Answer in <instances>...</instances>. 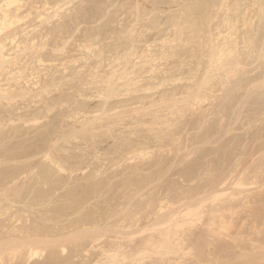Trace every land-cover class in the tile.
Listing matches in <instances>:
<instances>
[{"label": "rangeland", "instance_id": "rangeland-1", "mask_svg": "<svg viewBox=\"0 0 264 264\" xmlns=\"http://www.w3.org/2000/svg\"><path fill=\"white\" fill-rule=\"evenodd\" d=\"M4 1L0 0V2H1L0 5L2 4V9L4 8L3 5L6 7L3 10L11 8L12 10L14 9L13 11H17V9H18L20 11V13H19V11H17V13H19V15H21L22 19L20 17L15 16L16 18L14 19V21L19 20L18 22L15 21L17 24L13 21H12L13 23H8V22H10L9 20L7 22L5 20L3 21V19H2V21H3V23H2L0 20V32L2 30V32L0 34V38H1L0 40L3 41V42L0 41V43L2 42L0 44V48H1V46H3V47L5 46L4 48L3 47L1 48L0 54H4L3 58H6V59L8 58L7 61L9 62V63L6 62L7 64L3 63L4 65H2V66L6 65L5 68L6 69L8 67L9 68L7 70L5 69L4 74L3 73L1 74V70L3 72L4 68L1 66L3 58L0 56L1 57L0 60L2 59L1 63H0V68H2L0 70V74H1L0 75V83L2 84V86L0 84V87H1L0 90L4 91L3 88H5L6 86H7L6 87V90H7L8 86H9V89H8L10 91L9 95H11V92L14 93L11 95L12 96L11 97V96H7L8 93H7V95H5L6 90L4 91L5 94L3 93V91H2V93L0 92L1 96H2V97H0V113H1L0 117H3V118H0V158H1L0 159V173H1L0 174V181H1L0 182V192H3V194L0 193V207H1L0 208V211H1V213H0V219H1L0 220V225H1L0 226V264H87V263L88 264H96L97 260L99 261V259H100V261H99L100 264H101V262H103V259L105 260V262L102 264H107L108 262L110 263V261L107 262L108 259L106 260V258H108V256H106V258L103 257L102 252L106 248H108V249H106L105 251H108L111 248L113 250V247H115V248L118 247L117 249H114V250L121 249L118 251L119 253L122 252L121 254H123V255H124L123 251L125 253H131V256L133 258H135L133 256L134 253L131 252V248H133V247H136V249L140 248L142 245H144V242H143L144 238L149 237V234L152 235L154 232L157 234L158 231H160L161 229H165V228H167V226L171 225L172 223H177V222L180 225V227L178 228V230H179L178 236L182 235L185 237L183 240H185L186 242L188 241V243H186L184 241V244H187V245H185V248H186L185 251L190 250L189 246H190V244H192L190 247L192 249L194 247V249L193 250L191 249L190 251H193L192 252L193 254H194V252L195 253L199 252V254L197 253L198 255H196V254L193 255V254H191V252L189 253L187 251L189 254H187L186 256L183 253V255L186 258L182 257L179 259L178 256L183 252V250L178 252V253H169L167 255V259H169V262H170L169 264H171L170 260H173V262L175 261L173 259L174 257L178 258L177 259L178 261H176V262H178V264H179V260H182L181 261L182 264H184V263L196 264L197 261L200 264H212L211 263V261H212L211 257L213 258L214 264H264V259H262L263 253H264V247H262V244L264 246V242H263L264 241V104H263L264 103V100H263L264 99V82H263V80H264V49H263L264 48V42H263L264 36L262 35L263 33L260 34V32H259L260 31V29H259L260 24H261V27L264 28V25H263L264 24V15H262V14H264V11H263L264 8L261 9L263 7L262 5H264L263 4L264 0H237V1L236 0H217V1L216 0H202V3L204 4V6H203L204 13H203V10H201L202 7H200V5H203V4L199 3V4H197L198 6H196V4H195V2H198L201 0H155V1L154 0H99V1L98 0H62L61 1L60 0V3H59V0H43L44 2L42 0H24V1L21 0L22 2L20 0H18V2H16L17 0H11V2H10V0H7V1L4 0ZM8 1H9V3H8ZM238 1H240V3ZM45 2H47V4L50 2L51 4L49 3V5H51V6L46 5ZM69 2H70V4H69ZM188 2L190 4H188ZM236 2H238V3H236ZM259 2L262 5H260ZM24 3H26V4H24ZM35 3L39 4V5H36ZM56 3H59V4L57 5ZM205 3H206V5H205ZM234 3H236V4H234ZM55 4L57 6H55ZM154 4L157 5L156 7H158V8H156L154 6ZM182 4H184V5H182ZM194 4H195V6H194ZM249 4H250V6H249ZM251 4H253V5H251ZM42 5H46L47 7L43 6V7H45V8H43ZM61 5H63L62 7L64 9H61L62 8ZM64 5L67 7H65ZM180 5H182V6H180ZM188 5L189 6L191 5V6L189 7ZM230 5H231V7H230ZM19 6H20V9L17 8ZM52 6L54 8H52ZM205 6H207V8ZM196 7L197 8L200 7L198 9H199V11L201 10L200 11L201 14L199 12H197L198 9H196ZM247 7L249 10L246 9ZM259 7H261V8H259ZM38 8L40 11L39 10L37 11ZM41 8H43V10L46 12H44ZM56 8H59V9H57L55 11ZM242 8H243V10H242ZM256 8L260 9L259 11L256 10L257 13L255 11ZM26 9L30 10V11H27ZM184 9H186L187 11ZM193 9H196V10L194 11ZM191 10H192V12H191ZM184 11H186L187 13ZM193 11H194V13L196 12L195 14L199 15V16L197 17L193 13ZM228 11H229V13H228ZM254 11H255V14L253 13ZM21 12L26 13V15L24 13L22 14ZM57 12H59V13H57ZM179 12H181V13H179ZM244 12H245V14H244ZM35 13L38 15H36ZM182 13H184V14H182ZM210 13H211V15H210ZM51 14H53V15L51 16ZM54 14L55 15L60 14V15L55 16ZM178 14H179V16H178ZM187 14H188V16H186ZM243 14H244V16H242ZM250 14H252V15L250 16ZM41 15H43V16L41 17ZM189 15L190 16L192 15V17H190ZM237 15L239 17H237ZM159 16H161V18ZM245 16H247V17H245ZM25 17H27V18H25ZM46 17H47V19H45ZM171 17H172V19H171ZM181 17H183L184 19H181ZM232 17H234V18H232ZM50 18H52V19L50 20ZM71 18H72V20H71ZM198 18H200V19H198ZM228 18L233 19L234 22H232V19H231V23L233 25L235 24V22L237 20L238 21L236 22V24L233 27L232 26L230 27V25H232V24L229 25V21L227 23L226 20ZM246 18L249 19L250 21L249 20L246 21L247 20ZM178 19H181L183 21L178 20ZM193 19H194V22L192 21ZM244 19H245V21H243ZM260 19H262V20H260ZM20 20H21V22H20ZM165 20H166V22H165ZM171 20L173 23L170 22ZM173 20L178 21V22H174ZM140 21H141V23H140ZM147 21L149 24L147 23ZM186 21H188V23ZM195 21H196V24H195ZM207 21L209 24L207 23ZM55 22H57V23H55ZM152 22H154V23H152ZM167 22H170V24ZM180 22L184 23L185 25L180 23ZM250 22L252 24H250ZM166 23L168 26H166ZM200 23H201V26H200ZM218 23H219V25H218ZM224 23H225V25H224ZM180 24H181V26H180ZM133 25H135V26H133ZM171 25H172V27H170ZM174 25H177V27ZM197 25H198V27H197ZM206 25H207V28L205 29ZM256 25L257 26L259 25V27L258 28L255 27ZM5 26L6 27L8 26V27L6 28ZM9 26L10 27L12 26L11 27L12 29ZM57 26H59V27H57ZM191 26H193V28ZM129 27H130V30H129ZM169 27H170V29H169ZM175 27H176V29H175ZM189 27H191V28L189 29ZM194 27H195V29H198L197 33H196V30L194 29ZM254 27L257 28L258 30L253 29ZM22 28L23 29L25 28L24 32L22 31ZM36 28H37V30H36ZM54 28H56L58 30H55ZM186 28H187V30H186ZM199 28H201V30L203 29L202 32ZM249 28L251 30H249ZM263 28H261V29H263ZM14 29H16V30H14ZM133 29H135V30H133ZM214 29H217V30H214ZM219 29H221V30H219ZM39 30H41V31H39ZM75 30H76V32H75ZM192 30H193V32H192ZM208 30H209L210 34H209ZM177 31H179V32H177ZM234 31H235V33H234ZM15 32H17V33H15ZM55 32L57 34H55ZM189 32L191 33L192 37H194V36L195 37L192 38L191 36H189L190 35ZM204 32H205V35H202ZM263 32H264V29H263ZM47 33H48V35H47ZM49 33H51V34L49 35ZM174 33H175V36H174ZM178 33L179 34L181 33L180 37H182L183 42H181V38L178 37L179 36ZM192 33L194 36L192 35ZM195 33L197 35H195ZM237 33H238V35L236 36L235 34H237ZM254 33L257 36H260L259 38L263 37L261 39L262 41L259 38H256L257 36L256 35L254 36ZM7 34L9 35L8 40L6 39V38H8ZM17 34L19 36H17ZM166 34H168V35L170 34V35L167 36ZM185 34H186V39L184 36ZM199 34H201V35H199ZM53 35H54V37H53ZM89 35H90V37H89ZM171 35H173V36H171ZM230 35L233 36L232 38H234V37L238 38L240 35L243 37H241V38L239 37L240 39H238V40H240V41H239V43H237L236 41H238V40H236V38L232 39ZM244 35H245L246 40H244L245 39ZM166 36H167V38H166ZM205 36H206V38H205ZM45 37L46 38L48 37V38L46 39ZM145 37H146V39H145ZM253 37H255L254 39H258L261 42V44H263V47L261 44H259L257 42L258 40L257 41L255 40L257 44L255 42L253 43L252 40H254V39H251ZM4 38H5V40H4ZM16 38H17V40H16ZM55 38H56V40H54ZM88 38H90V39L92 38V39L90 40ZM164 38L167 39V41ZM172 38L174 39L175 43L172 42L173 41ZM178 38H180V40ZM247 39H249V40H247ZM250 39H251V41H250ZM11 40H13V41H11ZM24 40H25V42H24ZM43 40H44V42H43ZM50 40H52L53 42ZM57 40H58V42H55ZM88 40L90 42H92V41L93 42L87 43ZM188 41L189 42L193 41V43H190V45H188L189 47L186 46L187 44H189ZM204 41H205L206 45H205ZM247 41H250V42H247ZM4 42L7 44H4ZM19 42H20V44L23 43V45L21 44L22 45L21 46L19 44ZM251 42L253 43L254 47L251 45L252 44ZM56 43H57V45H56ZM165 43H166V45H165ZM184 43H185V45H184ZM225 43H226V46H224ZM87 44H88V46L90 45L89 48H88ZM191 44H193L195 47ZM196 44H197V46H198V44L200 46H198V48H197ZM218 44H221L220 47H223V49L220 48ZM236 44H237V46H235ZM245 44L247 45V47L245 46ZM29 45L31 46V49L26 48ZM82 45H83V47H82ZM129 45H131V46H129ZM142 45H143V47H142ZM151 45H152V47H151ZM216 45H218V46H216ZM259 45H261V47ZM91 46H92V49H90ZM183 46H185V48L188 49V51H186ZM231 46L233 48L236 47L233 55L235 58L239 57V59H238L239 61H236V59H234L233 55H232V57H231V55H229L228 52H230V48H232ZM258 46L262 49H260ZM19 47L21 49H19ZM33 47H35V49L37 51ZM38 47L41 48L44 52L40 51V49H38ZM161 47L164 48L165 51L164 50L162 51ZM192 47H194V48H192ZM14 48H16V49H14ZM136 48L138 51L136 50ZM148 48H149L150 52L148 51ZM150 48H151V50H150ZM241 48H242V52H241ZM253 48H254V50H252ZM142 49L143 50L146 49V50H144V52H143ZM156 49L158 50V52ZM167 49H169V50L167 51ZM197 49H199V50L197 51ZM219 49H222L220 51H223L225 49L226 53H228V55H227L228 57L227 56L225 58L222 57L224 59V61H223V59L220 58V61L222 60V62H220V63H219V60H218L217 55H216V51L217 50L219 51ZM2 50H4L3 53H2ZM15 50H17L18 52ZM38 50L40 51L39 55H41V57L44 60L41 59V57H39L38 54L36 56L35 53H39ZM135 50L139 53H137ZM174 50H175V52H174ZM211 50H212V52H211ZM29 51L30 52L32 51L31 53H33V54H31ZM129 51H131V56H129L127 58V56L130 55V53L128 54ZM154 51H156V53ZM170 51H173L175 54L176 53L177 54L175 55L173 52L170 53ZM220 51L218 52L219 55L221 53ZM244 51H245V53H244ZM151 52H152V54H151ZM232 52L233 51L231 50V53ZM254 52L257 54V56ZM125 53H127V54H125ZM143 53L145 54V56H149V57H147V58L145 57L146 59L142 57L144 59L143 60L141 58ZM10 54H12V55H10ZM34 54H35V56H34ZM180 54H181V56H180ZM201 54H202V56H200ZM221 54H223V53H221ZM224 54H225V52H224ZM224 54L222 56H224ZM86 55H87V57H86ZM153 55L155 56V58H153L154 57ZM157 55H158V57H157ZM164 55H165V57H164ZM167 55H168V57H166ZM187 55H188V58H187ZM208 55L212 56L211 60H210L211 56L208 57ZM5 56H7V57H5ZM16 56H17V58H16ZM184 56H185V58H184ZM229 56H230V58L234 59L233 60L234 62L231 61L232 64L230 66L228 65L229 64L228 61L231 60L229 58ZM18 57H19V59H18ZM38 57L43 61L40 60V62L38 63V60H37ZM177 57H179L180 59L179 58L177 59ZM201 57H202V60H201ZM105 58H106V60H105ZM109 58H112V60ZM118 58H119V60H118ZM137 58H140V59H137ZM175 58H176V60H175ZM204 58H205V60L203 61ZM213 58H215V59L213 60ZM240 58H241V60H240ZM10 59L11 60L13 59L12 62H14L15 59H16L15 60L16 62H18L17 60H19V62H18V64L15 62V64H17V65H15L12 62L10 63V61H11ZM154 59H156V60L158 59V61H156V60H155V62L152 61ZM160 59L164 60V61L161 62ZM165 59L167 60V62ZM168 59H169V61H168ZM74 60H75V62H74ZM103 60H105L104 61L105 63L103 62ZM108 60H110V61H108ZM117 60L120 61L121 63L120 62L118 63ZM139 60L142 61V63ZM26 61H27V63H25ZM146 61L149 63L146 64ZM240 61H241V63H240ZM41 62H42V64H41ZM126 62H128V63L126 64ZM143 62L145 64H143ZM201 62H202V64L203 63H205V64L202 65V67L200 68ZM223 62L227 63L226 66H224L225 64ZM238 62H239V65H238L239 67L237 66ZM32 63H33V65H30ZM109 63H110V65H106ZM137 63H138V65H136ZM234 63H236V65ZM13 64H14V66H13ZM25 64H28V65H25ZM34 64L35 65L37 64L36 66L38 67V69H36V70H38V71L40 70L39 72L37 71L38 74L36 72L33 74V71L35 70V68H33ZM62 64H64V65L62 66ZM159 64L160 65L162 64V65L160 66ZM233 64L236 66V68L234 67ZM29 65L34 70L31 69L29 67ZM134 65H135V67H134ZM140 65H142V66H140ZM155 65H157V66H155ZM186 65H188V66H186ZM10 66H11V68H10ZM17 66H18V68H17ZM21 66L23 68L26 67L27 69H22ZM36 66H34V67H36ZM131 66H132V68H131ZM138 66H139V68H138ZM175 66H177V68ZM179 66H180V68H179ZM66 67H68V68L66 69ZM140 67H142V71H141ZM152 67H154L153 71L151 69ZM227 67H229V68H227ZM164 68H165V70H164ZM171 68H172V70H171ZM173 68L176 69V72H174ZM190 68L193 70V72H192V70H190ZM15 69H17V70H15ZM63 69H65V70H63ZM128 69H129V71H128ZM144 69H145V71H144ZM150 69L152 72L150 71ZM197 69L198 70L202 69V70H199L200 72H198ZM225 69H227V71H230V74H229V72H225L226 71ZM11 70L12 71L14 70V72H12ZM59 70L61 71L60 73H58ZM137 70L141 71L142 73L139 74L138 73L139 71H137ZM203 70H205V71L203 72ZM215 70H216V72H215ZM231 70H232V72H231ZM52 71H53V73H55V71H57V74L56 73L53 74ZM63 71H65L66 73ZM156 71L158 72L157 74L159 76L157 74H155ZM169 71L174 72L173 75H170L172 73H169ZM189 71L191 72V74H188ZM17 72L20 74L17 75ZM21 72H22V74L24 72V74L22 75ZM27 72H28V74H27ZM11 73L12 74L15 73L14 75L15 76L17 75V77H15L14 75L12 76ZM95 73L97 75H94ZM39 74H40V76H39ZM178 74L179 75L182 74V75L179 76ZM194 74H195V77H194ZM197 74H199V76ZM4 75H6V76H4ZM25 75H27V76H25ZM149 75H152V76L150 77ZM191 75H193V76H191ZM220 75H222V76H220ZM2 76H4V77H2ZM22 76L24 77L25 81H24V79L22 80V78H23ZM28 76H29V78H28ZM49 76H51V77H49ZM12 77L16 80H13ZM148 77H149V80L151 82H147ZM159 77H160V80H159ZM168 77H170V78H168ZM184 77H185V79H184ZM190 77H194L195 80H194V78H190ZM6 78L8 79L9 82L11 81L10 84ZM48 78H49V81L47 83ZM63 78H65L66 80ZM153 78H154V80H156V79L157 80L153 81ZM198 78H200V80H197ZM202 78H204V79H202ZM85 79H87L89 81H86ZM91 79L95 80V82L92 81ZM140 79H142V80H140ZM161 79H162V81H164V83L161 82ZM169 79L171 81H173V80L174 81L171 82ZM187 79L190 81H188ZM39 80L42 83H40ZM56 80L57 81L60 80V81L57 82ZM209 80H210V83H209ZM15 81H17V82H15ZM34 81H36V83H38L37 87H36V85L32 84V82L34 83ZM158 81H160V84H162V83L163 84L160 85ZM166 81H167V83H166ZM175 81H177V82H175ZM229 81H230V83H228ZM27 82H28V85H27ZM170 82H171V84H170ZM239 82H240V84H239ZM151 83H153V84L155 83V84L152 85ZM199 83H200V85H199ZM215 83H217V84H215ZM5 84H6V86H5ZM19 84H21V86ZM51 84H53V85L56 84V85H54V86L52 85L50 87L46 86V85H51ZM111 84L113 85L112 86L113 88L111 87ZM210 84H212V86H214V87H212ZM39 85L43 86L45 88H43V87L40 88V87H38ZM147 85L150 87H148ZM236 85H237V87H236ZM152 86L153 87L155 86V88H153ZM168 86H169V88H168ZM193 86L197 87L198 89L194 88ZM215 86H218V87H215ZM231 86H233V87H231ZM14 87L15 88L17 87L18 89L17 88L15 89ZM22 87H25V88H22ZM30 87H31V89H30ZM57 87H59V88L56 89ZM84 87L87 89H82ZM172 87H173V89H172ZM174 87H175V89H174ZM227 87H229L230 89ZM42 88L44 89L43 91H42ZM46 88H49L50 91L45 90ZM178 88L181 90H179ZM202 88H204V89H202ZM10 89H12V90H10ZM22 89H25V91L28 89L32 90V91H31V93H28V92H30V91H28V92H26L27 93L26 94L25 92L22 91ZM36 89H38V90H36ZM52 89L54 91H52ZM232 90H234V91H232ZM20 91H22V92H20ZM44 91H46V92H44ZM48 91L49 92L52 91L51 93H53V94L52 95H51V93L48 94L49 93ZM63 92L65 94H63ZM100 92H101V94L102 93L103 94L102 95L99 94ZM182 92H183V94H182ZM201 92H203V94ZM36 93H38V94L41 93V96H43L42 93H44V94L46 93L43 96V97L46 96V98L44 99L43 97L40 96V94H39L40 97L39 98L37 97L38 99L37 98L34 99L33 97H31V96H34V97L38 96V94L35 95ZM67 93H69V94H67ZM138 94H139V96H138ZM152 94H153V96H152ZM188 94H190V95H188ZM28 95H30V96H28ZM176 95L179 96L178 97L179 99L176 98L177 97ZM180 95H182V96H180ZM233 96H234V99L236 102L234 101ZM25 97L27 99H24ZM146 97H148V98L146 99ZM258 97H259V99H258ZM16 98H17V101H16ZM31 98H32V100H31ZM67 98H68V100H67ZM69 98L73 99V100H69ZM144 98H145V100H144ZM218 98H220V99H218ZM9 99H11V101ZM42 100H45L47 103L45 101H42ZM159 100H161V101L159 102ZM232 100L235 102L234 105H232L233 104ZM257 100L261 101V102L263 101V102L259 103ZM29 101H30V103H29ZM57 101H58V103H57ZM152 101H153V103H152ZM178 101L181 103H179ZM184 101H188V102H184ZM9 102H10V105L12 107L9 105ZM11 102H14V103L12 104ZM44 103H45V105H44ZM136 103H138V104H136ZM46 104H47V106H46ZM142 104H145V105H142ZM134 105H136V107ZM41 106H42V108H41ZM18 107H20L22 110V111L19 110L20 113L17 112ZM1 108H4V109H1ZM230 108H231V110H230ZM9 109H11V111ZM30 109H31V112L29 111ZM182 109H183V112H182ZM255 109L257 110V112ZM262 109H263V111H262ZM33 110H36V111H34L35 114H32ZM37 110L39 111V113L37 112ZM40 110L41 111L45 110L46 112L44 111L42 113ZM75 110L77 112L78 111L80 112V110H81V112L80 113L78 112V114H77V112ZM156 110H158L159 112H157ZM173 111L175 113H173ZM259 111H262V114ZM15 112H16V114L18 113L19 116L18 115L17 116L12 115ZM6 113H8V115ZM46 113H47V115H46ZM24 114H28V115L25 116ZM74 114H75V117H74ZM86 114H87V116H86ZM135 114H137L138 116ZM173 114L175 117L173 116ZM257 114H259V115H257ZM30 115H31V118H30ZM35 115H37V117ZM43 115H45V116H43ZM133 115L137 116V118ZM158 115L161 116L162 118L161 117L158 118L159 117ZM168 115L170 116L168 118L169 119L168 121L170 123L168 121H166L167 123H165L164 121L167 120V118L165 120H164V118L168 117ZM12 116L15 118L21 117L19 119V120H21V122H19L18 118L16 120L15 118H12ZM154 116L155 117L157 116L156 117L157 119ZM172 116L174 117V119L172 118ZM7 117H9L12 122H10L9 119H6ZM33 117L34 118L36 117L37 120H35V119L32 120ZM38 117H40L41 120ZM141 117H143V120ZM196 117H198L199 120ZM177 118H178V121H177ZM3 119H5V120H3ZM14 119L16 120V122H18V124L15 122ZM155 119L158 120L157 123H155L156 122ZM159 119L161 120L162 123L160 122ZM30 121H31V123H30ZM35 121H38V122H35ZM128 121H130V122H128ZM171 121H173V122H171ZM176 121L178 124L176 123ZM9 122H10V124H9ZM188 122L190 124H188ZM14 123H15V125H14ZM131 123L134 125H132ZM159 123H161V127H160ZM34 124L35 125L37 124V125L35 126ZM17 125L21 129L18 130L19 127ZM188 125H189V127H188ZM13 126H15V127H13ZM158 126H159V128H158ZM170 126H172V127H170ZM136 127H138V128H136ZM185 127H188V128H185ZM13 128H14V130H13ZM16 128H17V130H16L17 132L15 131ZM8 129L10 131H8ZM124 130H125V132H124ZM133 130L134 131L137 130L136 133ZM172 130L175 133H173ZM182 130H184L185 132ZM42 131L44 133H42ZM57 131H58V133H57ZM177 131H178V133H177ZM186 131H188V132H186ZM19 132L20 133L24 132V133L20 134ZM37 133L39 135H37ZM121 133L123 136L121 135ZM123 133H126V134H123ZM157 133L160 135L161 134H163V135H161V137H160V135H158ZM50 134H52V135H50ZM186 134H187V136H186ZM130 135H131V137H130ZM152 135H153V137H152ZM157 135L159 136L158 138L160 140L157 138ZM128 136H129L130 140H128L129 139ZM135 136H137L138 138H136ZM200 136H202V137H200ZM144 137L146 138V140H145L146 142L144 141V145H146V146H144L142 143L144 140L143 139ZM165 137H167V139ZM41 138H42V141L40 142ZM53 138H54V140H52ZM151 138H152V140H151ZM153 138H155V139H153ZM147 139H148V141H147ZM173 139L175 141H173ZM139 140H141L142 142H140ZM34 141H36L38 143H36ZM104 141H105V143H104ZM6 142H8V143H6ZM32 142H34V144ZM52 142H54V143H52ZM99 142H101V143H99ZM168 142H170V143H168ZM13 143H15V145ZM40 143H41V145H40ZM123 143L125 146L123 145ZM50 144H51V146H50ZM79 145H80V147H79ZM139 145H141V147ZM178 145H180V146H178ZM41 146L43 147V149ZM133 146H135V147H133ZM49 147H50V149H49ZM45 148L49 149L50 152H49V150H44ZM75 149H76V151H75ZM178 149H179V151H178ZM36 150H37V152H36ZM47 151L49 153H51L49 155H52V157H50V156L47 157L45 155L47 157V159H46L44 154H46V153L48 154ZM67 151H68V153H67ZM76 154H78V156ZM50 158L51 159L55 158V160L54 159L51 160ZM210 158H211V160H210ZM49 159L51 161H49ZM58 159L61 161V164H60V162H59V164L57 163L59 161ZM76 159H78V160H76ZM52 161L56 162L57 165L55 163H53ZM76 161L77 162L79 161V162L76 163ZM49 165L50 166L52 165L51 166L52 168L48 167ZM55 165L58 168H55ZM44 166H46V168ZM63 166L66 167V170H64L65 169V167H64V169H63L64 171H61L62 170L61 168H63ZM119 166H121V167H119ZM41 167L43 168V170ZM59 167H60V169H59ZM50 168H51V171H48V170H50ZM45 170L48 172H46ZM18 171H19L18 174H20L21 172L26 173V174L18 175L17 174ZM33 171H34V173H33ZM14 172H15V174H14ZM36 172H37V174H36ZM28 173H30V175ZM47 173H48V175H47ZM39 174L41 177L39 176ZM50 175L52 177H50ZM40 181H41V183H40ZM45 181H47V182H45ZM42 182H43V184H42ZM33 183H34V185H33ZM101 183H102V185H101ZM22 184H26V185H22ZM21 187H22V189H21ZM43 187H44V189H43ZM32 188H33V190H32ZM45 188H46V190H45ZM90 188H91V190L88 191ZM205 188H206V190H205ZM48 189H50L52 191H50ZM5 190H7V191H5ZM17 190H18V192H17ZM19 190H21V191L19 192ZM24 190L26 192H24ZM54 190H55V192H53ZM27 191H30V192H27ZM78 191H79V193H78ZM191 191H192V193H190ZM202 191H206V192H202ZM36 192H38V194ZM47 192H50V194L49 193L47 194ZM73 192L75 194H72ZM115 192H117V193H115ZM157 192H159V193H157ZM13 193H14V195H13ZM100 193L102 194L101 196H100ZM6 194H8L9 196ZM82 194H84L83 197H82ZM86 194H88V195H86ZM93 194H94V196H93ZM186 194H188V195H186ZM197 194H198V196H197ZM12 195H13V197H12ZM15 195H16V197H15ZM27 195H29V196H27ZM20 196H23V197H20ZM74 196H75V198H74ZM91 196H92V198H91ZM255 196H256V201L254 200ZM14 197L16 199H14ZM71 197H73V198H71ZM84 200H85V202H84ZM123 200H124V202H123ZM53 201L54 202L57 201V202L54 203ZM103 201H104V203H103ZM229 201H231L233 205L230 204L231 202L229 203ZM234 202L237 205L239 204V206L235 205ZM75 203H76V205H75ZM149 203H151V205ZM78 204H79V206H78ZM80 204H82V205H80ZM11 205H12V207H11ZM84 205H86V206H84ZM224 205H225V208H224ZM231 205L233 206V208H235L236 212H234L235 210L232 208ZM15 206H18V207H15ZM69 206H71V207H69ZM222 206L224 208V209L221 208V210H223L222 215H223V218L225 220V224H227V225L223 229L220 228V230H219L220 233H219V236L217 235L218 236L217 237L213 233H211L212 234L211 235L210 232L207 230H208V226H209L208 224L210 223L212 216H214V214H213L214 212L212 210L218 209ZM226 206H229L228 208L231 207L233 211L230 210L231 208L226 210ZM235 206H237L238 209ZM6 207L10 210V212ZM13 207H15V208H13ZM59 207H60V209H59ZM162 207H164V208H162ZM160 209L163 212H161ZM188 209H191L192 211L189 212ZM45 210H47V211H45ZM61 210H62V212H61ZM134 210H136V212ZM155 210H156V212H155ZM184 210H186V211L188 210V213H186V212H184V213L181 212L182 214L176 213L178 211H184ZM221 210H219V211H221ZM232 212H234V213H232ZM96 213H97V215H96ZM103 213H105V214H103ZM133 213H135V214H133ZM152 213H153V215H152ZM156 213H158V214H156ZM215 213L219 214L221 212H219V213L215 212ZM89 214L92 215V217ZM100 214H102V215H100ZM136 214H138L140 216H138ZM1 215H2V217H1ZM134 215L138 216V218H136V216L134 217ZM149 215H152V216H149ZM87 216H88L89 221L86 219ZM256 216L257 217L259 216L261 219L257 218ZM79 217L81 218V220ZM149 217H151V218L149 219ZM152 217H154V218H152ZM157 217H159V218H157ZM255 217H256V219H255ZM141 218H142V220H141ZM223 218L221 220H219V222L224 221ZM82 219H83V221H82ZM133 219H134L135 223H134V221H132ZM219 219H220V214H219ZM76 220H77V224L74 223V222H76ZM137 220L139 222L141 221L140 224ZM86 221L88 223L91 222L93 224H91V223L88 224ZM132 223H133V225H132ZM69 224L72 226H69ZM150 224L152 227L154 225L155 226L152 229H150ZM77 225H78V227H76ZM136 225H137V227H136ZM147 227H149V228L147 229ZM60 228L62 231L60 230ZM74 229H76V230L74 231ZM11 231H12V233H11ZM36 232L38 233V235ZM135 233H136V235H134ZM122 234H124V235H122ZM156 234H154V235H156ZM202 234H205V236ZM119 236L121 237V239ZM122 236H124V237L127 236V238L125 237L126 239H123L124 237H122ZM201 236H203V237H201ZM214 236L216 239L213 238ZM95 237H96V239L98 238L97 241L95 240ZM112 237H114V238L116 237V238L114 239ZM236 238H238V239H236ZM239 238H241V239H239ZM99 239H101V240H99ZM119 239H120V241H119ZM206 239H208V241ZM211 239H213V240L211 241ZM235 239H236L237 243H235L236 242ZM260 239H261V241H260ZM209 240L211 241V244H210ZM116 241H119V242H116ZM200 241H202V242H200ZM213 241H214L213 245L215 248L211 247ZM241 241H243V242H241ZM95 242H96V244H95ZM120 242H122L120 244V245H122L121 247H127V249H129V250H127L126 248L122 249L121 247H119L120 245L118 243H120ZM142 242H143V244H142ZM244 242H247L248 244L244 243ZM80 243H82V244H80ZM114 243L117 246H115ZM208 243L210 244V247H209ZM110 244H112L113 246L111 245L112 246L111 247ZM123 244L126 246H123ZM138 244L139 245L142 244V245L140 247H137ZM230 244H231V246H230ZM238 244L239 245L244 244L245 248H243L244 245H241L242 247H239ZM90 245H92V246H90ZM131 245H133V246L131 247ZM196 245H198L197 249H196ZM200 245H201V247H200ZM234 245H236V247H234ZM128 246H129V248H128ZM87 247H88V249H87ZM187 247L189 249H187ZM202 247H204V248H202ZM22 248H26V249L19 251ZM30 248H32L34 250H38L39 254L37 256H30V251L32 250ZM102 248H105V249H102ZM211 248H212V250H211ZM202 250H204V251H202ZM72 251H74V252H72ZM94 252H96V253H94ZM241 252H242V254H241ZM243 252H244V254H243ZM201 253H202V255H201ZM211 253H214V254H211ZM146 254H145L146 256H149V254H151L152 257H151V255L149 257L145 256L146 258L144 259L143 258L144 255H140V257H139V255L136 254L137 255L136 258L138 259V261L135 258L136 260L133 259V260H135L134 262L138 263V264H140L139 263L140 261L144 262V264H153V263L155 264L156 262L158 264H167L168 260L166 259V257L161 258V257H159L160 255L155 253L156 256L154 255V258H153L154 253L147 252ZM211 255H213L214 257ZM243 255H245V256H243ZM131 256L128 258H125L123 260V262L125 260L126 261L124 263L121 261V263L122 264H129V263L135 264L132 261ZM181 256H182V254L180 255V257ZM200 256H201V259H200ZM216 256H218V257H216ZM96 257L98 259H96ZM120 258L121 257L119 256L118 259L114 258L113 259L114 261L111 260L112 264L115 262V259H117L118 261H116V262H118V264H120V260H122V258L121 259ZM170 258H172V259H170ZM198 258L201 262L199 260H196ZM129 260H131V262ZM163 260H165V262ZM151 261H154V262L152 263ZM116 262L114 264H116ZM172 264H174V263H172Z\"/></svg>", "mask_w": 264, "mask_h": 264}, {"label": "bare ground", "instance_id": "bare-ground-1", "mask_svg": "<svg viewBox=\"0 0 264 264\" xmlns=\"http://www.w3.org/2000/svg\"><path fill=\"white\" fill-rule=\"evenodd\" d=\"M3 1H4V0H3ZM6 1H7V0H6ZM20 1H21V0H20ZM20 1H19V2H20ZM23 1H24V0H23ZM42 1H43V0H42ZM61 1H62V0H61ZM98 1H99V0H98ZM154 1H155V0H154ZM216 1H217V0H216ZM236 1H237V0H236ZM4 2H5V1H4ZM10 2H11V0H10ZM13 2H14V1H13ZM16 2H18V0H17ZM21 2H22V1H21ZM37 2H38V1H37ZM39 2H40V1H39ZM43 2H44V1H43ZM47 2H48V1H47ZM47 2H45V4H46V5H49L50 2H49L48 4H47ZM57 2H58V1H57ZM65 2H66V1H65ZM157 2H158V1H157ZM213 2H214V1H213ZM213 2H212V3H213ZM223 2H224V1H223ZM238 2L240 3V1H238ZM238 2H236V3H238ZM243 2H244V1H243ZM243 2H242V3H243ZM262 2H263V1H262ZM0 3H1V2H0ZM8 3H9V1H8ZM59 3H60V0H59ZM59 3H56V4L58 5ZM67 3H68V2H67ZM67 3H66V4H67ZM88 3H89V2H88ZM154 3H155V2H154ZM199 3H200V4H203V3H202V0H201V1H198V2H195L196 6H198L197 4H199ZM236 3H234V4H236ZM257 3H258V2H257ZM11 4H12V3H11ZM15 4H16V3H15ZM20 4H21V3H20ZM24 4H26V3H24ZM33 4H34V3H33ZM33 4H32V5H33ZM35 4H36V3H35ZM50 4H51V3H50ZM56 4H55V6H57ZM61 4H62V3H61ZM69 4H70V2H69ZM188 4H190V3L188 2ZM195 4H194V6H195ZM217 4H218V3H217ZM227 4H228V3H227ZM259 4H260V2H259ZM263 4H264V3H263ZM36 5H39V4H36ZM46 5H42V7H43V6L47 7ZM182 5H184V4H182ZM182 5H180V6H182ZM205 5H206V3H205ZM240 5H241V4H240ZM251 5H253V4H251ZM260 5H262V4H260ZM49 6H51V5H49ZM62 6H63V5H61V7H62ZM64 6H65V5H64ZM81 6H82V5H81ZM154 6L156 7L157 5L154 4ZM188 6H189V5H188ZM188 6H187V7H188ZM190 6H191V5H190ZM190 6H189V7H190ZM203 6H204V4H203V5H200V7H202V8H203ZM244 6H245V5H244ZM249 6H250V4H249ZM254 6H255V5H254ZM262 6H263V7H262ZM262 6H261L262 8H261V7H259V8L263 9V8H264V5H262ZM3 7L6 8L4 5H3ZM11 7H12V6H11ZM22 7H23V6H22ZM38 7H39V6H38ZM45 7H43V8H45ZM65 7H67V6H65ZM183 7H184V6H183ZM192 7H193V6H192ZM200 7H198V8H200ZM205 7L207 8V6H205ZM212 7H213V6H212ZM216 7H217V6H216ZM230 7H231V5H230ZM230 7H229V8H230ZM232 7H233V6H232ZM0 8H1V9H0V11H1V12H0V20H1L2 23H3L4 20L7 21V22H8V20H9L10 22H8V23H13V22H15V21H16V20L14 21V19L16 18L15 16L21 18V15H19L20 11H19L18 9H17V11H19V13H17V11H13L14 9L12 10L11 8H10V9H5V10H3L4 8L2 9V4L0 5ZM17 8L20 9V6L17 7ZM36 8H37V7H36ZM43 8H41V9L43 10ZM52 8H54V7L52 6ZM153 8H154V7H153ZM156 8H158V7H156ZM156 8H155V9H156ZM194 8H195V7H194ZM198 8L196 7V9H198ZM202 8H201V10H203V13H204V8H203V9H202ZM217 8H218V7H217ZM236 8H237V7H236ZM50 9H51V8H50ZM57 9H59V8H56L55 11H56ZM61 9H64V8L62 7ZM196 9H193V10L195 11ZM220 9H221V8H220ZM246 9H248V7H247ZM26 10H27V9H26ZM38 10H39V8L37 9V11H38ZM48 10H49V9H48ZM184 10H186V9H184ZM201 10H200V11H201ZM242 10H243V8H242ZM248 10H249V9H248ZM248 10H247V11H248ZM256 10L259 11L260 9L256 8L255 11H256ZM21 11H22V10H21ZM27 11H30V10H27ZM39 11H40V10H39ZM43 11H44V10H43ZM58 11H59V10H58ZM186 11H187V10H186ZM186 11H184V12H186ZM188 11H189V10H188ZM194 11H193V13H194ZM200 11H199V9H198L197 12H199V13L201 14ZM215 11H216V10H215ZM255 11L253 12L254 14H255ZM263 11H264V9H263ZM44 12H46V11H44ZM49 12H50V11H49ZM191 12H192V10H191ZM234 12H235V11H234ZM242 12H243V11H242ZM242 12H241V13H242ZM245 12H246V11H245ZM245 12H244V14H245ZM248 12H249V11H248ZM251 12H252V11H251ZM251 12H250V13H251ZM260 12H261V11H260ZM21 13H22V12H21ZM23 13H24V12H23ZM23 13H22V14H23ZM29 13H30V12H29ZM39 13H40V12H39ZM57 13H59V12H57ZM179 13H181V12H179ZM186 13H187V12H186ZM186 13H185V14H186ZM195 13H196V12H195ZM195 13H194V14H195ZM228 13H229V11H228ZM256 13H257V11H256ZM24 14L26 15V13H24ZM32 14H33V13H32ZM35 14H36V13H35ZM76 14H77V13H76ZM182 14H184V13H182ZM182 14H181V15H182ZM190 14H191V13H190ZM214 14H215V13H214ZM214 14H213V15H214ZM244 14H243L242 16H244ZM247 14H248V13H247ZM27 15H28V14H27ZM36 15H38V14H36ZM46 15H47V14H46ZM46 15H45V16H46ZM52 15H53V14H51V16H52ZM54 15H55V14H54ZM56 15L59 16L60 14H56ZM56 15H55V16H56ZM62 15H63V14H62ZM159 15H160V14H159ZM176 15H177V14H176ZM176 15H175V16H176ZM195 15H196V14H195ZM195 15H194V16H195ZM205 15H206V14H205ZM207 15H208V14H207ZM210 15H211V13H210ZM238 15H239V14H238ZM238 15H237V17H239ZM251 15H252V14H250V16H251ZM262 15H264V14H262ZM23 16H24V15H23ZM23 16H22V17H23ZM39 16H40V15H39ZM42 16H43V15H41V17H42ZM45 16H44V17H45ZM171 16H172V15H171ZM178 16H179V14H178ZM186 16H188V14H187ZM189 16H190V15H189ZM196 16L198 17L199 15H196ZM200 16H201V15H200ZM218 16H219V15H218ZM227 16H228V15H227ZM234 16H235V15H234ZM255 16H256V15H255ZM1 17H2V18H1ZM27 17H28V16H27ZM27 17H25V18H27ZM44 17H43V18H44ZM69 17H70V16H69ZM69 17H68V18H69ZM159 17L161 18V16H159ZM176 17H177V16H176ZM190 17H192V15H191ZM205 17H206V16H205ZM222 17H223V16H222ZM222 17H221V18H222ZM245 17H247V16H245ZM257 17H258V16H257ZM48 18H49V17H48ZM52 18H53V17H52ZM52 18H50V20H51ZM178 18H179V17H178ZM186 18H187V17H186ZM194 18H195V17H194ZM202 18H203V17H202ZM210 18H211V17H210ZM215 18H216V17H215ZM232 18H234V17H232ZM232 18H230V19L228 18V19L226 20L227 23H228V21H229V25L232 24V23H231V19H232ZM242 18H243V17H242ZM242 18H241V19H242ZM248 18H249V17H248ZM260 18H261V17H260ZM2 19H3V21H2ZM17 19H18V18H17ZM21 19H22V18H21ZM23 19H24V18H23ZM45 19H47V17H46ZM54 19H55V18H54ZM171 19H172V17H171ZM176 19H177V18H176ZM176 19H175V20H176ZM181 19H184V18L181 17ZM181 19H178V20H181ZM191 19H192V18H191ZM198 19H200V18H198ZM246 19H247V18H246ZM255 19H256V18H255ZM50 20H49V21H50ZM71 20H72V18H71ZM141 20H142V19H141ZM153 20H154V19H153ZM163 20H164V19H163ZM168 20H169V19H168ZM185 20H186V19H185ZM205 20H206V19H205ZM248 20H249V19H247L246 21H248ZM260 20H262V19H260ZM12 21H13V22H12ZM18 21H19V20H18ZM18 21H16V22H18ZM45 21H46V20H45ZM47 21H48V20H47ZM155 21H156V20H155ZM173 21H174V20H173ZM181 21H183V20H181ZM192 21L194 22V19H193ZM237 21H238V20H237ZM237 21H236V22H237ZM243 21H245V19H244ZM249 21H250V20H249ZM254 21H255V20H254ZM16 22H15V23H16ZM20 22H21V20H20ZM36 22H37V21H36ZM42 22H43V21H42ZM158 22H159V21H158ZM165 22H166V20H165ZM170 22H172V20H171ZM170 22H167V23L170 24ZM174 22H178V21H174ZM186 22L188 23V21H186ZM193 22H192V23H193ZM218 22H219V21H218ZM232 22H234L233 19H232ZM236 22H235V24H236ZM257 22H258V21H257ZM5 23H6V22H5ZM26 23H27V22H26ZM40 23H41V22H40ZM47 23H48V22H47ZM55 23H57V22H55ZM66 23H67V22H66ZM132 23H133V22H132ZM137 23H138V22H137ZM140 23H141V21H140ZM147 23H148V21H147ZM150 23H151V22H150ZM152 23H154V22H152ZM163 23H164V22H163ZM167 23H166V26H168ZM172 23H173V22H172ZM180 23H182V22H180ZM197 23H198V22H197ZM205 23H206V22H205ZM207 23H208V21H207ZM216 23H217V22H216ZM216 23H215V24H216ZM222 23H223V22H222ZM258 23H259V22H258ZM16 24H17V23H16ZM33 24H34V23H33ZM41 24H42V23H41ZM51 24H52V23H51ZM129 24H130V23H129ZM143 24H144V23H143ZM148 24H149V23H148ZM161 24H162V23H161ZM182 24H184V23H182ZM195 24H196V21H195ZM208 24H209V23H208ZM235 24H234V25H235ZM237 24H238V23H237ZM246 24H247V23H246ZM250 24H252V23L250 22ZM253 24H254V23H253ZM6 25H7V24H6ZM11 25H12V24H11ZM38 25H39V24H38ZM45 25H46V24H45ZM127 25H128V24H127ZM151 25H152V24H151ZM172 25H173V24H172ZM172 25H171L170 27H172ZM184 25H185V24H184ZM191 25H192V24H191ZM198 25H199V24H198ZM198 25H197V27H198ZM203 25H204V24H203ZM218 25H219V23H218ZM224 25H225V23H224ZM234 25L232 24V25H230V27H231V26L233 27ZM263 25H264V24H263ZM263 25H262V26H263ZM36 26H37V25H36ZM36 26H35V27H36ZM133 26H135V25H133ZM143 26H144V25H143ZM159 26H160V25H159ZM164 26H165V25H164ZM164 26H163V27H164ZM174 26L177 27V25H174ZM178 26H179V25H178ZM180 26H181V24H180ZM180 26H179V27H180ZM186 26H187V25H186ZM186 26H185V27H186ZM200 26H201V23H200ZM204 26H205V25H204ZM204 26H203V27H204ZM221 26H222V25H221ZM247 26H248V25H247ZM249 26H250V25H249ZM5 27H6V26H5ZM7 27H8V26H7ZM7 27H6V28H7ZM9 27H10V26H9ZM11 27H12V26H11ZM11 27H10V28H11ZM21 27H22V26H21ZM46 27H47V26H46ZM57 27H59V26H57ZM130 27H131V26H130ZM130 27H129V30H130ZM144 27H145V26H144ZM156 27H157V26H156ZM160 27H161V26H160ZM170 27H169V29H170ZM176 27H175V29H176ZM185 27H184V28H185ZM191 27L193 28V26H191ZM191 27H189V29H190ZM236 27H237V26H236ZM252 27H253V26H252ZM255 27L258 28L259 25H258V26L256 25ZM255 27H254L253 29L258 30V29L255 28ZM6 28H5V29H6ZM41 28H42V27H41ZM50 28H51V27H50ZM101 28H102V27H101ZM146 28H147V27H146ZM150 28H151V27H150ZM150 28H149V29H150ZM166 28H167V27H166ZM201 28H202V27H201ZM201 28H199V29L201 30ZM206 28H207V25H206L205 29H206ZM213 28H214V27H213ZM261 28H263V27H261V24H260V28H259L260 31H259V32H260V34L263 33L262 35L264 36V32H263V29H264V28H263V29H261ZM11 29H12V28H11ZM18 29H19V28H18ZM24 29H25V28H24ZM24 29L22 28V31H23V32H24ZM29 29H30V28H29ZM29 29H28V30H29ZM34 29H35V28H34ZM39 29H40V28H39ZM54 29H55V30H58V29H56V28H54ZM69 29H70V28H69ZM167 29H168V28H167ZM173 29H174V28H173ZM178 29H179V28H178ZM181 29H182V28H181ZM181 29H180V30H181ZM194 29H195V27H194ZM194 29H193V30H194ZM205 29H204V30H205ZM230 29H231V28H230ZM234 29H235V28H234ZM234 29H233V30H234ZM238 29H239V28H238ZM9 30H10V29H9ZM14 30H16V29H14ZM14 30H13V31H14ZM36 30H37V28H36ZM43 30H44V29H43ZM47 30H48V29H47ZM64 30H65V29H64ZM91 30H92V29H91ZM129 30H128V31H129ZM133 30H135V29H133ZM180 30H179V31H180ZM182 30H183V29H182ZM186 30H187V28H186ZM193 30H192V32H193ZM195 30H196V33H197V32H198V29H195ZM195 30H194V31H195ZM202 30H203V29H202ZM202 30H201V32H202ZM214 30H217V29H214ZM219 30H221V29H219ZM219 30H218V31H219ZM241 30H242V29H241ZM245 30H246V29H245ZM249 30H251V29L249 28ZM249 30H248V31H249ZM256 30H255V31H256ZM19 31H20V30H19ZM39 31H41V30H39ZM49 31H50V30H49ZM166 31H167V30H166ZM179 31H177V32H179ZM189 31H190V30H189ZM253 31H254V30H253ZM261 31H262V32H261ZM1 32H2V30H1ZM1 32H0V34H1ZM31 32H32V31H31ZM42 32H43V31H42ZM47 32H48V31H47ZM59 32H60V31H59ZM70 32H71V31H70ZM73 32H74V31H73ZM75 32H76V30H75ZM180 32H181V31H180ZM182 32H183V31H182ZM199 32H200V31H199ZM208 32H209V30H208ZM213 32H214V31H213ZM245 32H246V31H245ZM251 32H252V31H251ZM251 32H250V33H251ZM15 33H17V32H15ZM21 33H22V32H21ZM43 33H44V32H43ZM87 33H88V32H87ZM145 33H146V32H145ZM158 33H159V32H158ZM161 33H162V32H161ZM163 33H164V32H163ZM186 33H187V32H186ZM189 33H190V32H189ZM196 33H195V35H197ZM231 33H232V32H231ZM234 33H235V31H234ZM243 33H244V32H243ZM247 33H248V32H247ZM12 34H13V33H12ZM12 34H11V35H12ZM22 34H23V33H22ZM29 34H30V33H29ZM50 34H51V33H49V35H50ZM55 34H57V33L55 32ZM178 34H179V33H178ZM183 34H184V33H183ZM183 34H182V35H183ZM209 34H210V32H209ZM241 34H242V33H241ZM7 35H8V34H7ZM25 35H26V34H25ZM45 35H46V34H45ZM47 35H48V33H47ZM61 35H62V34H61ZM141 35H142V34H141ZM144 35H145V34H144ZM166 35L169 36L170 34H169V35L166 34ZM180 35H181V33L179 34L178 37H180ZM192 35H193V33H192ZM199 35H201V34H199ZM202 35H205V32H204ZM233 35H234V34H233ZM235 35L237 36L238 33L235 34ZM242 35H243V34H242ZM255 35H256V34L254 33V36H255ZM4 36H5V35H4ZM4 36H3V37H4ZM17 36H19V35L17 34ZM37 36H38V35H37ZM167 36H166V38H167ZM171 36H173V35H171ZM174 36H175V33H174ZM176 36H177V35H176ZM184 36H185V39H186V34H185ZM184 36H183V37H184ZM189 36H191V33H190ZM193 36H194V35H193ZM230 36H231V38L233 37L232 35H230ZM250 36H251V35H250ZM250 36H249V37H250ZM256 36H257V35H256ZM3 37H2V38H3ZM6 37H7V36H6ZM32 37H33V36H32ZM40 37H41V36H40ZM53 37H54V35H53ZM89 37H90V35H89ZM142 37H143V36H142ZM161 37H162V36H161ZM191 37H192V36H191ZM194 37H195V36H194ZM194 37H192V38H194ZM197 37H198V36H197ZM210 37H211V36H210ZM239 37L241 38V37H243V36L240 35ZM239 37H238V38L234 37V38H236V40H238V39H240ZM259 37H260V36H257L256 38H259ZM12 38H13V37H12ZM20 38H21V37H20ZM23 38H24V37H23ZM41 38H42V37H41ZM45 38H46V37H45ZM47 38H48V37H47ZM47 38H46V39H47ZM56 38H57V37H56ZM56 38H55L54 40H56ZM85 38H86V37H85ZM94 38H95V37H94ZM97 38H98V37H97ZM180 38H181V42H183L182 37H180ZM180 38H178V39L180 40ZM199 38H200V37H199ZM201 38H202V37H201ZM205 38H206V36H205ZM234 38H232V39H234ZM244 38H245V35H244ZM244 38H243V39H244ZM254 38H255V37H253V38H251V39H254ZM262 38H263V37H261V38H259V39L261 40ZM0 39H1V38H0ZM6 39H7V40L9 39V35H8V38H6ZM46 39H45V40H46ZM88 39H90V38H88ZM91 39H92V38H91ZM91 39H90V40H91ZM142 39H143V38H142ZM145 39H146V37H145ZM145 39H144V40H145ZM147 39H148V38H147ZM156 39H157V38H156ZM164 39H165V38H164ZM187 39H188V38H187ZM190 39H191V38H190ZM196 39H197V38H196ZM232 39H231V40H232ZM251 39H250V41H251ZM4 40H5V38H4ZM7 40H6V41H7ZM16 40H17V38H16ZM27 40H28V39H27ZM27 40H26V41H27ZM33 40H34V39H33ZM38 40H39V39H38ZM41 40H42V39H41ZM152 40H153V39H152ZM165 40L167 41V39H165ZM172 40H173L172 42L175 43L173 38H172ZM175 40H176V39H175ZM191 40H192V39H191ZM201 40H202V39H201ZM201 40H200V41H201ZM213 40H214V39H213ZM236 40H235V41H236ZM244 40H246V38H245ZM244 40H243V41H244ZM247 40H249V39H247ZM255 40L257 41L258 39H254V40H252V42H253V43H254V42L256 43ZM0 41H2V40H0ZM11 41H13V40H11ZM11 41H10V42H11ZM14 41H15V40H14ZM21 41H22V40H21ZM46 41H47V40H46ZM48 41H49V40H48ZM50 41H52V40H50ZM176 41H177V40H176ZM198 41H199V40H198ZM198 41H197V42H198ZM208 41H209V40H208ZM227 41H228V40H227ZM232 41H233V40H232ZM232 41H231V42H232ZM235 41H234V42H235ZM239 41H240V40H238V41H236V42L239 43ZM250 41H247V42H250ZM261 41H262V40H261ZM2 42H3V41H2ZM2 42H1V43H2ZM24 42H25V40H24ZM33 42H34V41H33ZM37 42H38V41H37ZM39 42H40V41H39ZM41 42H42V41H41ZM43 42H44V40H43ZM52 42H53V41H52ZM55 42H58V40L55 41ZM85 42H86V41H85ZM88 42H90V41L88 40L87 43H88ZM92 42H93V41H92ZM92 42H90V43H92ZM154 42H155V41H154ZM168 42H169V41H168ZM168 42H167V43H168ZM181 42H180V43H181ZM188 42H189V41H188ZM195 42H196V41H195ZM247 42H246V43H247ZM252 42H251V43H252ZM257 42H258L259 44H261V42H260L259 40H258ZM263 42H264V41H263ZM1 43H0V44H1ZM12 43H13V42H12ZM59 43H60V42H59ZM65 43H66V42H65ZM141 43H142V42H141ZM147 43H148V42H147ZM149 43H150V42H149ZM161 43H162V42H161ZM163 43H164V42H163ZM173 43H172V44H173ZM186 43H187V42H186ZM190 43H193V41H192V42L190 41L189 44H187L186 46L190 45ZM201 43H202V42H201ZM204 43H205V41H204ZM210 43H211V42H210ZM227 43H228V42H227ZM251 43H250V44H251ZM253 43L251 44L252 46H253ZM4 44H7V43L4 42ZM4 44H3V45H4ZM19 44H20V42H19ZM21 44L23 45V43H21ZM21 44H20V45H21ZM24 44H25V43H24ZM40 44H41V43H40ZM52 44H53V43H52ZM133 44H134V43H133ZM136 44H137V43H136ZM151 44H152V43H151ZM228 44H229V43H228ZM247 44H248V43H247ZM256 44H257V43H256ZM256 44H255V45H256ZM22 45H21V46H22ZM56 45H57V43H56ZM91 45H92V44H91ZM93 45H94V44H93ZM149 45H150V44H149ZM153 45H154V44H153ZM165 45H166V43H165ZM182 45H183V44H182ZM184 45H185V43H184ZM191 45H193V44H191ZM205 45H206V43H205ZM218 45H219V47H220L221 44H218ZM218 45H216V46H218ZM223 45H224V44H223ZM223 45H222V46H223ZM238 45H239V44H238ZM261 45H262V47H263V44H261ZM261 45H259V46L261 47ZM15 46H16V45H15ZM17 46H18V45H17ZM29 46H30V45H29ZM29 46H27L26 48H28V49L30 48V49H31V46H30V47H29ZM34 46H35V45H34ZM37 46H38V45H37ZM62 46H63V45H62ZM80 46H81V45H80ZM87 46H88V44H87ZM129 46H131V45H129ZM133 46H134V45H133ZM158 46H159V45H158ZM193 46H194V45H193ZM196 46H197V44H196ZM198 46H200V45L198 44ZM198 46H197V48H198ZM201 46H202V45H201ZM224 46H226V43H225ZM228 46H229V45H228ZM235 46H237V44H236ZM245 46L247 47L246 44H245ZM259 46H258V47H259ZM2 47H3V46H1V48H2ZM4 47H5V46H4ZM4 47H3V48H4ZM23 47H24V46H23ZM82 47H83V45H82ZM89 47H90V45L88 46V48H89ZM138 47H139V46H138ZM142 47H143V45H142ZM148 47H149V46H148ZM151 47H152V45H151ZM155 47H156V46H155ZM183 47L185 48V46H183ZM188 47H189V46H188ZM194 47H195V46H194ZM194 47H192V48H194ZM202 47H203V46H202ZM219 47H218V48H219ZM231 47H232V46H231ZM253 47H254V46H253ZM258 47H257V48H258ZM260 47H259V48H260ZM1 48H0V50H1ZM6 48H7V47H6ZM17 48H18V47H17ZM26 48H25V49H26ZM33 48L35 49V47H33ZM86 48H87V47H86ZM88 48H87V49H88ZM144 48H145V47H144ZM161 48H162V47H161ZM168 48H169V47H168ZM181 48H182V47H181ZM192 48H191V49H192ZM203 48H204V47H203ZM220 48L223 49V47H220ZM224 48H225V47H224ZM235 48H236V47H235ZM235 48H233V47L230 48V52L227 51V52L229 53V55H231V57H232V55H233V53H234ZM248 48H249V47H248ZM255 48H256V47H255ZM12 49H13V48H12ZM14 49H16V48H14ZM19 49H21V48L19 47ZM34 49H33V50H34ZM38 49H40V51H43V50H42L41 48H39V47H38ZM90 49H92V46H91ZM131 49H132V48H131ZM138 49H139V48H138ZM172 49H173V48H172ZM200 49H201V48H200ZM205 49H206V48H205ZM205 49H204V50H205ZM216 49H217V48H216ZM222 49H219V51L222 50ZM238 49H239V48H238ZM260 49H262V48H260ZM263 49H264V48H263ZM17 50H18V49H17ZM17 50H15V51H17ZM26 50H27V49H26ZM33 50H32V51H33ZM35 50H36V49H35ZM60 50H61V49H60ZM136 50H137V48H136ZM136 50H135V51H136ZM142 50H143V49H142ZM144 50H146V49H144ZM144 50H143V52H144ZM150 50H151V48H150ZM156 50H157V49H156ZM160 50H161V49H160ZM163 50H164V48H162V51H163ZM168 50H169V49H167V51H168ZM185 50L188 51V49H186V48H185ZM198 50H199V49H197V51H198ZM231 50L233 51L232 53H231ZM243 50H244V49H243ZM252 50H254V48H253ZM3 51H4V50H2V53H3ZM5 51H6V50H5ZM20 51H21V50H20ZM32 51H31V52H32ZM36 51H37V50H36ZM38 51H39V50H38ZM40 51H39V53H35L36 56H37V54H38V55L40 54ZM90 51H91V50H90ZM93 51H94V50H93ZM135 51H134V52H135ZM137 51H138V50H137ZM137 51H136V52H137ZM148 51H149V48H148ZM164 51H165V50H164ZM177 51H178V50H177ZM191 51H192V50H191ZM194 51H195V50H194ZM194 51H193V52H194ZM206 51H207V50H206ZM213 51H214V50H213ZM217 51H218V50H217ZM217 51H216V55H217V58H218L219 63H220V62H222V60L220 61V58H221V59H223L222 57L225 58V57L228 55V53H226V51H225V49H224L223 51H220V52L223 53V54H224V52H225L224 56H222L223 54L220 53V55H219V54H218L219 51H218V52H217ZM237 51H238V50H237ZM237 51H236V52H237ZM259 51H260V50H259ZM13 52H14V51H13ZM17 52H18V51H17ZM26 52H27V51H26ZM29 52H30V51H29ZM31 52H30V53H31ZM43 52H44V51H43ZM54 52H55V51H54ZM102 52H103V51H102ZM149 52H150V51H149ZM154 52L156 53V51H154ZM157 52H158V50H157ZM171 52H173V51H170V53H171ZM174 52H175V50H174ZM174 52H173V53H174ZM211 52H212V50H211ZM236 52H235V53H236ZM241 52H242V48H241ZM4 53H5V52H4ZM8 53H9V52H8ZM21 53H22V52H21ZM129 53H130V55H128V56L126 55L127 58H128L129 56H131V51H129L128 54H129ZM137 53H139V52H137ZM155 53H154V54H155ZM160 53H161V52H160ZM168 53H169V52H168ZM168 53H167V54H168ZM178 53H179V52H178ZM186 53H187V52H186ZM188 53H189V52H188ZM198 53H199V52H198ZM200 53H201V52H200ZM237 53H238V52H237ZM237 53H236V54H237ZM244 53H245V51H244ZM254 53H255V52H254ZM6 54H7V53H6ZM15 54H16V53H15ZM25 54H26V53H25ZM31 54H33V53H31ZM35 54H34V56H35ZM101 54H102V53H101ZM125 54H127V53H125ZM143 54H144V53H143ZM143 54H142L141 58H142V57H143V58H145V57H146V58L149 57V56H145V54H144V55H143ZM146 54H147V53H146ZM151 54H152V52H151ZM161 54H162V53H161ZM161 54H160V55H161ZM174 54H175V53H174ZM176 54H177V53H176ZM176 54H175V55H176ZM184 54H185V53H184ZM207 54H208V53H207ZM212 54H213V53H212ZM214 54H215V53H214ZM239 54H240V53H239ZM255 54H256V53H255ZM258 54H259V53H258ZM3 55H4V54H0V56H1L2 58L4 57ZM10 55H12V54H10ZM23 55H24V54H23ZM91 55H92V54H91ZM158 55H159V54H158ZM158 55H157V57H158ZM175 55H174V56H175ZM190 55H191V54H190ZM195 55H196V54H195ZM247 55H248V54H247ZM249 55H250V54H249ZM251 55H252V54H251ZM8 56H9V55H8ZM13 56H14V55H13ZM42 56H43V55H42ZM84 56H85V55H84ZM84 56H83V57H84ZM99 56H100V55H99ZM124 56H125V55H124ZM153 56H154V55H153ZM172 56H173V55H172ZM172 56H171V57H172ZM180 56H181V54H180ZM185 56H186V55H185ZM185 56H184V58H185ZM193 56H194V55H193ZM200 56H202V54H201ZM205 56H206V55H205ZM210 56H211V55H210ZM210 56L208 55V57H210ZM213 56H214V55H213ZM218 56H219V57H218ZM237 56H238V55H237ZM237 56H236V57H237ZM240 56H241V55H240ZM256 56H257V54H256ZM1 57H0V58H1ZM5 57H7V56H5ZM39 57H41V55H39ZM39 57H38V58H39ZM86 57H87V55H86ZM90 57H91V56H90ZM103 57H104V56H103ZM122 57H123V56H122ZM150 57H151V56H150ZM164 57H165V55H164ZM166 57H168V55H167ZM214 57H215V56H214ZM227 57H228V56H227ZM233 57H234V55H233ZM250 57H251V56H250ZM16 58H17V56H16ZM20 58H21V57H20ZM27 58H28V57H27ZM29 58H30V57H29ZM38 58H37V60H38V63H39L40 60L43 59V58H42V57H41V59H40V58L38 59ZM49 58H50V57H49ZM52 58H53V57H52ZM119 58H120V57H119ZM119 58H118V60H119ZM143 58H142V59H143ZM146 58H145V59H146ZM151 58H152V57H151ZM153 58H155V56H154ZM159 58H160V57H159ZM159 58H158V59H159ZM161 58H162V57H161ZM173 58H174V57H173ZM178 58H179V57H177V59H178ZM181 58H182V57H181ZM187 58H188V55H187ZM211 58H212V56L210 57V60H211ZM217 58H216V59H217ZM229 58H230V56H229ZM241 58H242V57H241ZM241 58H240V60H241ZM7 59H8V58H7ZM7 59H6V58H3V60L1 59V60H2V64H1V66L4 65L3 63L7 64V63H6V62H8ZM18 59H19V57H18ZM30 59H31V58H30ZM71 59H72V58H71ZM109 59L112 60V58H109ZM137 59H140V58H137ZM158 59H157V60L154 59V60H152V61L155 62V60L158 61ZM169 59H170V58H169ZM169 59H168V61H169ZM179 59H180V58H179ZM182 59H183V58H182ZM214 59H215V58H213V60H214ZM227 59H228V58H227ZM230 59H231L230 61L227 60V61L229 62V64H228L229 66L232 64V62H234V61H233L234 59H236V61H239V60H238L239 57H238V58H235V57H234V59H232V58H230ZM253 59H254V58H253ZM257 59H258V58H257ZM1 60H0V63H1ZM5 60H6V61H5ZM10 60H11V59H10ZM15 60H16V59H15ZM15 60H14V62H12V61H13V59H12V60L10 61V63L12 62V63L15 64V62H16ZM28 60H29V59H28ZM28 60H27V61H28ZM34 60H35V59H34ZM43 60H44V59H43ZM43 60H41V61H43ZM78 60H79V59H78ZM105 60H106V58H105ZM105 60H103V62H104ZM118 60H117V62L119 63L120 61H118ZM127 60H128V59H127ZM143 60H144V59H143ZM147 60H148V59H147ZM160 60H161V59H160ZM165 60H166V59H165ZM175 60H176V58H175ZM183 60H184V59H183ZM191 60H192V59H191ZM197 60H198V59H197ZM201 60H202V57H201ZM201 60H200V61H201ZM204 60H205V58L203 59V61H204ZM208 60H209V59H208ZM218 60H217V61H218ZM17 61L19 62V60H17ZM27 61H26L25 63H27ZM87 61H88V60H87ZM108 61H110V60H108ZM137 61H138V60H137ZM139 61H140V60H139ZM162 61H164V60H161V62H162ZM173 61H174V60H173ZM187 61H188V60H187ZM223 61H224V59H223ZM227 61H226V62H227ZM231 61H232V62H231ZM236 61H235V62H236ZM18 62H16V63L18 64ZM33 62H34V61H33ZM50 62H51V61H50ZM50 62H49V63H50ZM74 62H75V60H74ZM100 62H101V61H100ZM117 62H116V63H117ZM140 62L142 63V61H140ZM166 62H167V60H166ZM171 62H172V61H171ZM181 62H182V61H181ZM183 62H184V61H183ZM197 62H198V61H197ZM228 62H227V63H228ZM8 63H9V62H8ZM28 63H29V62H28ZM43 63H44V62H43ZM70 63H71V62H70ZM104 63H105V62H104ZM112 63H113V62H112ZM120 63H121V62H120ZM127 63H128V62H126V64H127ZM131 63H132V62H131ZM147 63H149V62L146 61V64H147ZM192 63H193V62H192ZM223 63L225 64L224 66H226L227 63H225V62H223ZM236 63H237V62H236ZM236 63H234V64L236 65ZM240 63H241V61H240ZM14 64H13V66H14ZM17 64H15V65H17ZM21 64H22V63H21ZM41 64H42V62H41ZM60 64H61V63H60ZM101 64H102V63H101ZM114 64H115V63H114ZM143 64H145V63L143 62ZM170 64H171V63H170ZM185 64H186V63H185ZM199 64H200V63H199ZM204 64H205V63L202 64V62H201V66H200V68H201L202 65H204ZM209 64H210V63H209ZM234 64H233V65H234ZM25 65H28V64H25ZM30 65H33V63L30 64ZM30 65H29V67L31 68ZM36 65H37V64H36ZM36 65L34 64V66H36ZM63 65H64V64H62V66H63ZM84 65H85V64H84ZM106 65H110V63H109V64H106ZM112 65H113V64H112ZM136 65H138V63H137ZM151 65H152V64H151ZM159 65H160V64H159ZM161 65H162V64H161ZM161 65H160V66H161ZM163 65H164V64H163ZM166 65H167V64H166ZM173 65H174V64H173ZM175 65H176V64H175ZM218 65H219V64H218ZM222 65H223V64H222ZM228 65H227V66H228ZM233 65H232V66H233ZM235 65H234V67L236 68ZM238 65H239V62H238V64H237V66H238ZM262 65H263V64H262ZM19 66H20V65H19ZM34 66H33V68H35V70L38 69L37 66H36L37 68L34 67ZM97 66H98V65H97ZM140 66H142V65H140ZM155 66H157V65H155ZM186 66H188V65H186ZM189 66H190V65H189ZM219 66H220V65H219ZM2 67L4 68V70H3V72H2V70H1L2 68H0V70H1V74H2V73L4 74V71H5V69H6V68H5L6 65H5V66H2ZM21 67H22V66H21ZM27 67H28V66H27ZM64 67H65V66H64ZM98 67H99V66H98ZM134 67H135V65H134ZM163 67H164V66H163ZM163 67H162V68H163ZM172 67H173V66H172ZM175 67L177 68V66H175ZM175 67H174V68H175ZM238 67H239V66H238ZM8 68H9V67H8ZM8 68H7V69H8ZM10 68H11V66H10ZM13 68H14V67H13ZM13 68H12V69H13ZM17 68H18V66H17ZM33 68H31V69H33ZM58 68H59V67H58ZM58 68H57V69H58ZM67 68H68V67H66V69H67ZM128 68H129V67H128ZM131 68H132V66H131ZM136 68H137V67H136ZM138 68H139V66H138ZM140 68H141V71H142V67H140ZM153 68H154V67L151 68L152 71L154 70ZM166 68H167V67H166ZM174 68H173V69H174ZM179 68H180V66H179ZM216 68H217V67H216ZM227 68H229V67H227ZM7 69H6V70H7ZM19 69H20V68H19ZM22 69H27V68H26V67H24V68L22 67ZM31 69H30V70H31ZM40 69H41V68H40ZM46 69H47V68H46ZM53 69H54V68H53ZM53 69H52V70H53ZM86 69H87V68H86ZM151 69H150V71H151ZM160 69H161V68H160ZM204 69H205V68H204ZM230 69H231V68H230ZM230 69H229V70H230ZM238 69H239V68H238ZM15 70H17V69H15ZM20 70H21V69H20ZM28 70H29V69H28ZM33 70H34V69H33ZM35 70L33 71V74H34L35 72L37 73V71H38V70H36V71H35ZM63 70H65V69H63ZM68 70H69V69H68ZM73 70H74V69H73ZM89 70H90V69H89ZM164 70H165V68H164ZM171 70H172V68H171ZM178 70H179V69H178ZM190 70H192V69L190 68ZM197 70H198V69H197ZM199 70H202V69H199ZM199 70H198V72H200ZM216 70H217V69H216ZM216 70H215V72H216ZM219 70H220V69H219ZM225 70H226L225 72H229V74H230V71H227V69H225ZM8 71H9V70H8ZM11 71H12V70H11ZM21 71H22V70H21ZM23 71H24V70H23ZM39 71H40V70H39ZM39 71H38V72H39ZM41 71H42V70H41ZM45 71H46V70H45ZM78 71H79V70H78ZM128 71H129V69H128ZM137 71H139V70H137ZM141 71H139L138 73H139V74L142 73ZM144 71H145V69H144ZM148 71H149V70H148ZM152 71H151V72H152ZM166 71H167V70H166ZM180 71H181V70H180ZM204 71H205V70H203V72H204ZM223 71H224V70H223ZM240 71H241V70H240ZM6 72H7V71H6ZM12 72H14V70H13ZM28 72H29V71H28ZM28 72H27V74H28ZM43 72H44V71H43ZM49 72H50V71H49ZM60 72H61V71L59 70L58 73H60ZM63 72H65V71H63ZM67 72H68V71H67ZM75 72H76V71H75ZM135 72H136V71H135ZM154 72H155V71H154ZM160 72H161V71H160ZM160 72H159V73H160ZM162 72H163V71H162ZM167 72H168V71H167ZM167 72H166V73H167ZM174 72H176V69H174ZM174 72H170V71H169V73H172V74H170V75H173ZM178 72H179V71H178ZM192 72H193V70H192ZM206 72H207V71H206ZM225 72H224V73H225ZM231 72H232V70H231ZM234 72H235V71H234ZM40 73H41V72H40ZM50 73H51V72H50ZM52 73H53V71H52ZM55 73L57 74V71H55ZM55 73H53V74H55ZM65 73H66V72H65ZM145 73H146V72H145ZM157 73H158V72L156 71L155 74H157ZM163 73H164V72H163ZM201 73H202V72H201ZM213 73H214V72H213ZM1 74H0V75H1ZM11 74H12V73H11ZM11 74H10V75H11ZM14 74H15V73H14ZM14 74H12V76H13ZM19 74H20V73L17 72V75H19ZM21 74H22V72H21ZM23 74H24V72H23ZM23 74H22V75H23ZM33 74H32V75H33ZM37 74H38V73H37ZM37 74H36V75H37ZM48 74H49V73H48ZM61 74H62V73H61ZM146 74H147V73H146ZM161 74H162V73H161ZM167 74H168V73H167ZM188 74H191V72L189 71ZM192 74H193V73H192ZM225 74H226V73H225ZM7 75H8V74H7ZM17 75H16V76L14 75V76L17 77ZM50 75H51V74H50ZM94 75H97V74L95 73ZM144 75H145V74H144ZM144 75H143V76H144ZM157 75H158V74H157ZM162 75H163V74H162ZM162 75H161V76H162ZM164 75H165V74H164ZM178 75H179V74H178ZM181 75H182V74H181ZM181 75H179V76H181ZM197 75L199 76V74H197ZM4 76H6V75H4ZM4 76H2V77H4ZM25 76H27V75H25ZM30 76H31V75H30ZM39 76H40V74H39ZM55 76H56V75H55ZM62 76H63V75H62ZM149 76L151 77L152 75H149ZM158 76H159V75H158ZM168 76H169V75H168ZM174 76H175V75H174ZM186 76H187V75H186ZM191 76H193V75H191ZM220 76H222V75H220ZM9 77H10V76H9ZM22 77H23V76H22ZM36 77H37V76H36ZM49 77H51V76H49ZM94 77H95V76H94ZM170 77H171V76H170ZM170 77H168V78H170ZM176 77H177V76H176ZM194 77H195V74H194ZM194 77H190V78H194ZM209 77H210V76H209ZM209 77H208V78H209ZM217 77H218V76H217ZM223 77H224V76H223ZM7 78H8V77H7ZM7 78H6V79H7ZM12 78H13V77H12ZM19 78H20V77H19ZM26 78H27V77H26ZM28 78H29V76H28ZM33 78H34V77H33ZM42 78H43V77H42ZM46 78H47V77H46ZM58 78H59V77H58ZM138 78H139V77H138ZM140 78H141V77H140ZM164 78H165V77H164ZM171 78H172V77H171ZM186 78H187V77H186ZM1 79H2V78H1ZM8 79H9V78H8ZM8 79H7V81H8ZM23 79H24V77L22 78V80H23ZM40 79H41V78H40ZM56 79H57V78H56ZM63 79H65V78H63ZM63 79H62V80H63ZM93 79H94V78H93ZM147 79H148L147 82H151V81L149 80V77H148ZM165 79H166V78H165ZM177 79H178V78H177ZM182 79H183V78H182ZM184 79H185V77H184ZM202 79H204V78H202ZM202 79H201V80H202ZM227 79H228V78H227ZM13 80H16V79L13 78ZM19 80H20V79H19ZM51 80H52V79H51ZM65 80H66V79H65ZM65 80H64V81H65ZM71 80H72V79H71ZM85 80H86V81H89V80H87V79H85ZM91 80H92V79H91ZM140 80H142V79H140ZM151 80H152V79H151ZM156 80H157V79H156ZM156 80H154V78H153V81H156ZM159 80H160V77H159ZM163 80H164V79H163ZM169 80H170V79H169ZM187 80H188V79H187ZM194 80H195V78H194ZM197 80H200V78H198ZM210 80H211V79H210ZM210 80H209V83H210ZM225 80H226V79H225ZM229 80H230V79H229ZM4 81H5V80H4ZM7 81H6V82H7ZM17 81H18V80H17ZM17 81H15V82H17ZM24 81H25V79H24ZM39 81H40V80H39ZM48 81H49V78H48V80H47V83H48ZM56 81H57V80H56ZM58 81H60V80H58ZM58 81H57V82H58ZM92 81L95 82V80H92ZM104 81H105V80H104ZM170 81H171V80H170ZM173 81H174V80H173ZM173 81H171V82H173ZM184 81H185V80H184ZM184 81H183V82H184ZM188 81H190V80H188ZM227 81H228V80H227ZM240 81H241V80H240ZM1 82H2V81H1ZM8 82H9V81H8ZM10 82H11V81H10ZM10 82H9V84H10ZM12 82H13V81H12ZM18 82H19V81H18ZM28 82H29V81H28ZM28 82H27V85H28ZM37 82H38V81H37ZM50 82H51V81H50ZM54 82H55V81H54ZM83 82H84V81H83ZM158 82H159V84H160V81H158ZM161 82L164 83V81H162V79H161ZM171 82H170V84H171ZM175 82H177V81H175ZM181 82H182V81H181ZM186 82H187V81H186ZM197 82H198V81H197ZM246 82H247V81H246ZM263 82H264V80H263ZM23 83H24V82H23ZM29 83H30V82H29ZM35 83H36V81H34V83L32 82V84H33V85H36V87H37L38 83H36V84H35ZM40 83H42V82L40 81ZM52 83H53V82H52ZM60 83H61V82H60ZM66 83H67V82H66ZM79 83H80V82H79ZM86 83H87V82H86ZM88 83H89V82H88ZM104 83H105V82H104ZM163 83H162V84H163ZM166 83H167V81H166ZM166 83H165V84H166ZM200 83H201V82H200ZM200 83H199V85H200ZM202 83H203V82H202ZM205 83H206V82H205ZM223 83H224V82H223ZM228 83H230V81H229ZM0 84H1V83H0ZM15 84H16V83H15ZM43 84H44V83H43ZM57 84H58V83H57ZM89 84H90V83H89ZM93 84H94V83H93ZM151 84L154 85L155 83H154V84L151 83ZM162 84H160V85H162ZM173 84H174V83H173ZM181 84H182V83H181ZM181 84H180V85H181ZM186 84H187V83H186ZM197 84H198V83H197ZM215 84H217V83H215ZM215 84H214V85H215ZM235 84H236V83H235ZM235 84H234V85H235ZM239 84H240V82H239ZM19 85L21 86V84H19ZM33 85H32V86H33ZM52 85H53V84H51V85H46V86H49V87H50V86H52ZM54 85H56V84H54ZM54 85H53V86H54ZM87 85H88V84H87ZM109 85H110V84H109ZM180 85H179V86H180ZM193 85H194V84H193ZM210 85L212 86V84H210ZM224 85H225V84H224ZM228 85H229V84H228ZM228 85H227V86H228ZM234 85H233V86H234ZM237 85H238V84H237ZM237 85H236V87H237ZM1 86H2V84H1ZM5 86H6V84H5ZM20 86H19V87H20ZM25 86H26V85H25ZM89 86H90V85H89ZM112 86H113V85L111 84V87H112ZM147 86H148V85H147ZM158 86H159V85H158ZM204 86H205V85H204ZM233 86H231V87H233ZM6 87H7V86H6ZM6 87L3 88L4 91L6 90ZM26 87H27V86H26ZM38 87L41 88V87H43V86H40V85H39ZM72 87H73V86H72ZM86 87H87V86H86ZM148 87H150V86H148ZM152 87H153V86H152ZM185 87H186V86H185ZM188 87H189V86H188ZM193 87H194V88H197V87H195V86H193ZM212 87H214V86H212ZM215 87H218V86H215ZM229 87H230V86H229ZM229 87H227V88H229ZM234 87H235V86H234ZM0 88H1V87H0ZM14 88H15V87H14ZM16 88H17V87H16ZM16 88H15V89H16ZM22 88H25V87H22ZM27 88H28V87H27ZM27 88H26V89H27ZM32 88H33V87H32ZM43 88H45V87H43ZM43 88H42V91L44 90ZM58 88H59V87H57L56 89H58ZM112 88H113V87H112ZM153 88H155V86H154ZM168 88H169V86H168ZM179 88H180V87H179ZM179 88H178V89H179ZM194 88H193V89H194ZM210 88H211V87H210ZM8 89H9V86H8L7 90H8ZM17 89H18V88H17ZM30 89H31V87H30ZM56 89H55V90H56ZM60 89H61V88H60ZM82 89H87V88L84 87V88H82ZM105 89H106V88H105ZM170 89H171V88H170ZM172 89H173V87H172ZM172 89H171V90H172ZM174 89H175V87H174ZM190 89H191V88H190ZM197 89H198V88H197ZM199 89H200V88H199ZM202 89H204V88H202ZM214 89H215V88H214ZM229 89H230V88H229ZM233 89H234V88H233ZM7 90L5 91L6 94H5L4 91L2 90L3 93H4L5 95H7V93H8L7 96H11L12 94H14V93L11 92V95H9L10 91L8 90V91H9V92H8ZM10 90H12V89H10ZM36 90H38V89H36ZM36 90H35V91H36ZM40 90H41V89H40ZM45 90H49V88H46ZM72 90H73V89H72ZM91 90H92V89H91ZM176 90H177V89H176ZM179 90H181V89H179ZM182 90H183V89H182ZM191 90H192V89H191ZM2 91L0 90L1 93H2ZM13 91H14V90H13ZM22 91L25 92V93L28 92V91H30V92H28V93H31L32 90H29V89H28V90L25 91V89H22ZM22 91H20V92H22ZM49 91H50V90H49ZM49 91H48V92H49ZM52 91H54V90L52 89ZM52 91H51V92H52ZM89 91H90V90H89ZM172 91H173V90H172ZM197 91H198V90H197ZM228 91H229V90H228ZM232 91H234V90H232ZM14 92H15V91H14ZM17 92H18V91H17ZM38 92H39V91H38ZM44 92H46V91H44ZM51 92H49L48 94H50ZM68 92H69V91H68ZM71 92H72V91H71ZM79 92H80V91H79ZM79 92H78V93H79ZM83 92H84V91H83ZM103 92H104V91H103ZM166 92H167V91H166ZM168 92H169V91H168ZM170 92H171V91H170ZM237 92H238V91H237ZM237 92H236V93H237ZM260 92H261V91H260ZM1 93H0V97H2V96H1ZM18 93H19V92H18ZM78 93H77V94H78ZM80 93H81V92H80ZM90 93H91V92H90ZM173 93H174V92H173ZM178 93H179V92H178ZM191 93H192V92H191ZM195 93H196V92H195ZM201 93L203 94V92H201ZM228 93H229V92H228ZM233 93H234V92H233ZM233 93H232V94H233ZM236 93H235V94H236ZM19 94H20V93H19ZM26 94H27V93H26ZM32 94H33V93H32ZM37 94H38V93H36L35 95H37ZM39 94H40V96H41V93H39ZM39 94H38V96H36V97H34V96H31V97H33L34 99L37 98V97L39 98V97H40ZM42 94H43V96H44L46 93H45V94L42 93ZM52 94H53V93H51V95H52ZM61 94H62V93H61ZM63 94H65V93L63 92ZM67 94H69V93H67ZM99 94H101V92H100ZM102 94H103V93H102ZM102 94H101V95H102ZM106 94H107V93H106ZM144 94H145V93H144ZM144 94H143V95H144ZM162 94H163V93H162ZM169 94H170V93H169ZM182 94H183V92H182ZM87 95H88V94H87ZM147 95H148V94H147ZM170 95H171V94H170ZM170 95H169V96H170ZM172 95H173V94H172ZM188 95H190V94H188ZM230 95H231V94H230ZM237 95H238V94H237ZM3 96H4V95H3ZM28 96H30V95H28ZM28 96H27V97H28ZM43 96H41V97H43ZM64 96H65V95H64ZM73 96H74V95H73ZM82 96H83V95H82ZM93 96H94V95H93ZM135 96H136V95H135ZM138 96H139V94H138ZM152 96H153V94H152ZM152 96H151V97H152ZM174 96H175V95H174ZM176 96H177V95H176ZM180 96H182V95H180ZM228 96H229V95H228ZM231 96H232V95H231ZM11 97H12V96H11ZM59 97H60V96H59ZM67 97H68V96H67ZM85 97H86V96H85ZM133 97H134V96H133ZM151 97H150V98H151ZM170 97H171V96H170ZM178 97H179V96H177L176 98H178ZM219 97H220V96H219ZM235 97H236V96H235ZM243 97H244V96H243ZM245 97H246V96H245ZM250 97H251V96H250ZM6 98H7V97H6ZM38 98H37V99H38ZM43 98L45 99L46 96L43 97ZM56 98H57V97H56ZM61 98H62V97H61ZM70 98H71V97H70ZM70 98H69V100H73V99H70ZM105 98H106V97H105ZM147 98H148V97H146V99H147ZM164 98H165V97H164ZM168 98H169V97H168ZM171 98H172V97H171ZM174 98H175V97H174ZM198 98H199V97H198ZM231 98H232V97H231ZM236 98H237V97H236ZM238 98H239V97H238ZM12 99H13V98H12ZM19 99H20V98H19ZM24 99H27V98L25 97ZM29 99H30V98H29ZM47 99H48V98H47ZM50 99H51V98H50ZM52 99H53V98H52ZM129 99H130V98H129ZM138 99H139V98H138ZM152 99H153V98H152ZM162 99H163V98H162ZM178 99H179V98H178ZM182 99H183V98H182ZM184 99H185V98H184ZM195 99H196V98H195ZM218 99H220V98H218ZM233 99H234V96H233ZM240 99H241V98H240ZM258 99H259V97H258ZM5 100H6V99H5ZM9 100L11 101V99H9ZM31 100H32V98H31ZM54 100H55V99H54ZM54 100H53V101H54ZM58 100H59V99H58ZM67 100H68V98H67ZM67 100H66V101H67ZM83 100H84V99H83ZM135 100H136V99H135ZM144 100H145V98H144ZM163 100H164V99H163ZM222 100H223V99H222ZM226 100H227V99H226ZM230 100H231V99H230ZM263 100H264V99H263ZM16 101H17V98H16ZM39 101H40V100H39ZM42 101H45V100H42ZM48 101H49V100H48ZM53 101H52V102H53ZM60 101H61V100H60ZM60 101H59V102H60ZM62 101H63V100H62ZM160 101H161V100H159V102H160ZM164 101H165V100H164ZM234 101H235V99H234ZM234 101L232 100V102H233L232 105H234V103L236 102V101H235V102H234ZM239 101H240V100H239ZM257 101H258V100H257ZM257 101H256V102H257ZM45 102H46V101H45ZM70 102H71V101H70ZM105 102H106V101H105ZM165 102H166V101H165ZM178 102H179V101H178ZM184 102H188V101H184ZM258 102L260 103L261 101H258ZM262 102H263V101H262ZM262 102H261V103H262ZM11 103L13 104L14 102H11ZM29 103H30V101H29ZM40 103H41V102H40ZM42 103H43V102H42ZM46 103H47V102H46ZM57 103H58V101H57ZM77 103H78V102H77ZM134 103H135V102H134ZM146 103H147V102H146ZM152 103H153V101H152ZM179 103H181V102H179ZM182 103H183V102H182ZM222 103H223V102H222ZM237 103H238V102H237ZM259 103H258V104H259ZM3 104H4V103H3ZM26 104H27V103H26ZM62 104H63V103H62ZM114 104H115V103H114ZM136 104H138V103H136ZM224 104H225V103H224ZM227 104H228V103H227ZM229 104H230V103H229ZM263 104H264V103H263ZM263 104H262V105H263ZM9 105H10V102H9ZM29 105H30V104H29ZM44 105H45V103H44ZM63 105H64V104H63ZM89 105H90V104H89ZM117 105H118V104H117ZM142 105H145V104H142ZM183 105H184V104H183ZM5 106H6V105H5ZM10 106H11V105H10ZM42 106H43V105H42ZM42 106H41V108H42ZM46 106H47V104H46ZM73 106H74V105H73ZM86 106H87V105H86ZM129 106H130V105H129ZM134 106L136 107V105H134ZM185 106H186V105H185ZM230 106H231V105H230ZM2 107H3V106H2ZM8 107H9V106H8ZM11 107H12V106H11ZM53 107H54V106H53ZM84 107H85V106H84ZM139 107H140V106H139ZM224 107H225V106H224ZM6 108H7V107H6ZM19 108H20V107H18V111H17V112H19V110H21V108H20V109H19ZM35 108H36V107H35ZM37 108H38V107H37ZM45 108H46V107H45ZM45 108H44V109H45ZM261 108H262V107H261ZM261 108H260V109H261ZM1 109H4V108H1ZM7 109H8V108H7ZM16 109H17V108H16ZM122 109H123V108H122ZM124 109H125V108H124ZM232 109H233V108H232ZM256 109H257V108H256ZM256 109H255V110H256ZM9 110L11 111V109H9ZM46 110H47V109H46ZM78 110H79V109H78ZM185 110H186V109H185ZM230 110H231V108H230ZM258 110H259V109H258ZM1 111H2V110H1ZM4 111H5V110H4ZM15 111H16V110H15ZM21 111H22V110H21ZM24 111H25V110H24ZM29 111L31 112V109H30ZM34 111H36V110H33V113H32V114H35ZM40 111H41V110H40ZM44 111H45V110H43V111H41V112L43 113ZM50 111H51V110H50ZM65 111H66V110H65ZM75 111H76V110H75ZM82 111H83V110H82ZM100 111H101V110H100ZM156 111L159 112L158 110H156ZM156 111H155V112H156ZM262 111H263V109H262ZM262 111H259V112L262 114ZM13 112H14V111H13ZM25 112H26V111H25ZM37 112L39 113L38 110H37ZM37 112H36V113H37ZM45 112H46V111H45ZM53 112H54V111H53ZM76 112H77V111H76ZM78 112H79V111H78ZM78 112H77V114H78ZM80 112H81V110H80ZM80 112H79V113H80ZM155 112H154V113H155ZM157 112H156V113H157ZM182 112H183V109H182ZM235 112H236V111H235ZM235 112H234V113H235ZM256 112H257V110H256ZM8 113H9V112H8ZM8 113H6V114L8 115ZM19 113H20V112H19ZM22 113H23V112H22ZM27 113H28V112H27ZM38 113H37V114H38ZM82 113H83V112H82ZM89 113H90V112H89ZM93 113H94V112H93ZM171 113H172V112H171ZM173 113H175V112L173 111ZM218 113H219V112H218ZM254 113H255V112H254ZM254 113H253V114H254ZM4 114H5V113H4ZM29 114H30V113H29ZM40 114H41V113H40ZM44 114H45V113H44ZM64 114H65V113H64ZM90 114H91V113H90ZM90 114H89V115H90ZM157 114H158V113H157ZM157 114H156V115H157ZM0 115H1V113H0ZM12 115H16V116H17L18 113L16 114V112H15V113L12 114ZM24 115L27 116L28 114H24ZM38 115H39V114H38ZM46 115H47V113H46ZM135 115H137V114H135ZM135 115H133V116H135ZM160 115H161V114H160ZM183 115H184V114H183ZM254 115H255V114H254ZM257 115H259V114H257ZM10 116H11V115H10ZM18 116H19V115H18ZM35 116L37 117V115H35ZM40 116H41V115H40ZM43 116H45V115H43ZM78 116H79V115H78ZM86 116H87V114H86ZM137 116H138V115H137ZM137 116H135V117L137 118ZM158 116H159V115H158ZM173 116H174V114H173ZM173 116H172V118L174 119L175 116H174V117H173ZM199 116H200V115H199ZM199 116H198V117H199ZM28 117H29V116H28ZM36 117H35V118L33 117L32 120H33V119L37 120ZM70 117H71V116H70ZM74 117H75V114H74ZM143 117H144V116H143ZM143 117H141L142 120H143ZM154 117H155V116H154ZM156 117H157V116H156ZM156 117H155V118H156ZM160 117H161V116H159L158 118H160ZM169 117H170V116L168 115V117H165V118H164V120L167 118V120L164 121L165 123H167L166 121L169 120V119H168ZM198 117H196V118L199 120ZM0 118H3V117H0ZM12 118H15V117L12 116ZM17 118H18V117H17ZM17 118H15V119L17 120ZM20 118H21V117H20ZM20 118H18V120H19ZM22 118H23V117H22ZM30 118H31V115H30ZM30 118H29V119H30ZM38 118L40 119V117H38ZM41 118H42V117H41ZM84 118H85V117H84ZM84 118H83V119H84ZM139 118H140V117H139ZM144 118H145V117H144ZM161 118H162V117H161ZM172 118H171V119H172ZM200 118H201V117H200ZM6 119H9V120H10L9 117H7ZM15 119H14V120H15ZM25 119H26V118H25ZM39 119H38V120H39ZM54 119H55V118H54ZM58 119H59V118H58ZM91 119H92V118H91ZM156 119H157V118H156ZM156 119H155V121H156L155 123L158 122V120H156ZM171 119H170V120H171ZM175 119H176V118H175ZM3 120H5V119H3ZM16 120H15V122H16ZM26 120H27V119H26ZM30 120H31V119H30ZM32 120H31V121H32ZM40 120H41V119H40ZM136 120H137V119H136ZM136 120H135V121H136ZM140 120H141V119H140ZM159 120H160V119H159ZM183 120H184V119H183ZM31 121H30V123H31ZM57 121H58V120H57ZM82 121H83V120H82ZM144 121H145V120H144ZM149 121H150V120H149ZM177 121H178V118H177ZM177 121H176V123H177ZM10 122H12V121L10 120ZM10 122H9V124H10ZM13 122H14V121H13ZM19 122H21V120H19ZM26 122H27V121H26ZM28 122H29V121H28ZM35 122H38V121H35ZM128 122H130V121H128ZM141 122H142V121H141ZM160 122H161V120H160ZM168 122H169V121H168ZM171 122H173V121H171ZM183 122H184V121H183ZM16 123L18 124V122H16ZM126 123H127V122H126ZM132 123H133V122H132ZM132 123H131V124H132ZM134 123H135V122H134ZM161 123H162V122H161ZM161 123H159V124H160V127H161ZM169 123H170V122H169ZM169 123H168V124H169ZM174 123H175V122H174ZM179 123H180V122H179ZM135 124H136V123H135ZM153 124H154V123H153ZM177 124H178V123H177ZM181 124H182V123H181ZM181 124H180V125H181ZM188 124H190V123L188 122ZM14 125H15V123H14ZM26 125H27V124H26ZM34 125H35V124H34ZM36 125H37V124H36ZM36 125H35V126H36ZM58 125H59V124H58ZM132 125H134V124H132ZM6 126H7V125H6ZM6 126H5V127H6ZM17 126H18V125H17ZM28 126H29V125H28ZM52 126H53V125H52ZM61 126H62V125H61ZM154 126H155V125H154ZM176 126H177V125H176ZM10 127H11V126H10ZM13 127H15V126H13ZM18 127H19V126H18ZM55 127H56V126H55ZM57 127H58V126H57ZM92 127H93V126H92ZM138 127H139V126H138ZM138 127H136V128H138ZM170 127H172V126H170ZM174 127H175V126H174ZM177 127H178V126H177ZM181 127H182V126H181ZM188 127H189V125H188ZM188 127H185V128H188ZM11 128H12V127H11ZM11 128H10V129H11ZM96 128H97V127H96ZM134 128H135V127H134ZM154 128H155V127H154ZM158 128H159V126H158ZM19 129H21V128L19 127L18 130H19ZM29 129H30V128H29ZM172 129H173V128H172ZM182 129H183V128H182ZM13 130H14V128H13ZM16 130H17V128L15 129V131H16ZM26 130H27V129H26ZM26 130H25V131H26ZM68 130H69V129H68ZM70 130H71V129H70ZM72 130H73V129H72ZM122 130H123V129H122ZM8 131H10V130L8 129ZM20 131H21V130H20ZM35 131H36V130H35ZM55 131H56V130H55ZM58 131H59V130H58ZM58 131H57V133H58ZM133 131H134V130H133ZM136 131H137V130H135L134 132L136 133ZM182 131H184V130H182ZM1 132H2V131H1ZM16 132H17V131H16ZM124 132H125V130H124ZM172 132H173V130H172ZM179 132H180V131H179ZM184 132H185V131H184ZM186 132H188V131H186ZM3 133H4V132H3ZM13 133H14V132H13ZM19 133H20V132H19ZM19 133H18V134H19ZM21 133H22V132H21ZM21 133H20V134H21ZM23 133H24V132H23ZM23 133H22V134H23ZM27 133H28V132H27ZM38 133H39V132H38ZM38 133H37V135L40 134V133H39V134H38ZM42 133H44V132L42 131ZM42 133H41V134H42ZM55 133H56V132H55ZM128 133H129V132H128ZM137 133H138V132H137ZM140 133H141V132H140ZM155 133H156V132H155ZM173 133H175V132H173ZM177 133H178V131H177ZM11 134H12V133H11ZM46 134H47V133H46ZM52 134H53V133H52ZM52 134H50V135H52ZM99 134H100V133H99ZM102 134H103V133H102ZM118 134H119V133H118ZM123 134H126V133H123ZM149 134H150V133H149ZM152 134H153V133H152ZM157 134H158V133H157ZM180 134H181V133H180ZM180 134H179V135H180ZM187 134H188V133H187ZM187 134H186V136H187ZM7 135H8V134H7ZM24 135H25V134H24ZM26 135H27V134H26ZM43 135H44V134H43ZM53 135H54V134H53ZM56 135H57V134H56ZM100 135H101V134H100ZM115 135H116V134H115ZM121 135H122V133H121ZM128 135H129V134H128ZM154 135H155V134H154ZM158 135H160V134H158ZM158 135H157V138L159 137ZM161 135H163V134H161ZM161 135H160V137H161ZM172 135H173V134H172ZM174 135H175V134H174ZM21 136H22V135H21ZM103 136H104V135H103ZM103 136H102V137H103ZM117 136H118V135H117ZM119 136H120V135H119ZM122 136H123V135H122ZM125 136H126V135H125ZM125 136H124V137H125ZM138 136H139V135H138ZM149 136H150V135H149ZM155 136H156V135H155ZM176 136H177V135H176ZM197 136H198V135H197ZM7 137H8V136H7ZM35 137H36V136H35ZM58 137H59V136H58ZM58 137H57V138H58ZM96 137H97V136H96ZM130 137H131V135H130ZM135 137L138 138L137 136H135ZM152 137H153V135H152ZM173 137H174V136H173ZM179 137H180V136H179ZM182 137H183V136H182ZM189 137H190V136H189ZM192 137H193V136H192ZM200 137H202V136H200ZM23 138H24V137H23ZM109 138H110V137H109ZM128 138H129V136H128ZM133 138H134V137H133ZM165 138L167 139V137H165ZM180 138H181V137H180ZM190 138H191V137H190ZM196 138H197V137H196ZM47 139H48V138H47ZM79 139H80V138H79ZM122 139H123V138H122ZM140 139H141V138H140ZM143 139H144L143 142H142L141 140H139V141L142 142L143 145H144V141L146 140V138L144 137ZM153 139H155V138H153ZM158 139H159V138H158ZM199 139H200V138H199ZM14 140H15V139H14ZM39 140H40V139H39ZM52 140H54V138H53ZM106 140H107V139H106ZM120 140H121V139H120ZM125 140H126V139H125ZM125 140H124V141H125ZM128 140H130V138H129ZM131 140H132V139H131ZM151 140H152V138H151ZM159 140H160V139H159ZM168 140H169V139H168ZM179 140H180V139H179ZM190 140H191V139H190ZM9 141H10V140H9ZM37 141H38V140H37ZM41 141H42V138H41L40 142H41ZM43 141H44V140H43ZM89 141H90V140H89ZM117 141H118V140H117ZM121 141H122V140H121ZM134 141H135V140H134ZM147 141H148V139H147ZM154 141H155V140H154ZM171 141H172V140H171ZM173 141H175V140L173 139ZM34 142H36V141H34ZM34 142H32V143L34 144ZM48 142H49V141H48ZM145 142H146V141H145ZM157 142H158V141H157ZM157 142H156V143H157ZM165 142H166V141H165ZM186 142H187V141H186ZM1 143H2V142H1ZM6 143H8V142H6ZM18 143H19V142H18ZM36 143H38V142H36ZM36 143H35V144H36ZM52 143H54V142H52ZM99 143H101V142H99ZM104 143H105V141H104ZM118 143H119V142H118ZM137 143H138V142H137ZM159 143H160V142H159ZM168 143H170V142H168ZM189 143H190V142H189ZM13 144L15 145V143H13ZM44 144H45V143H44ZM77 144H78V143H77ZM112 144H113V143H112ZM162 144H163V143H162ZM194 144H195V143H194ZM8 145H9V144H8ZM23 145H24V144H23ZM31 145H32V144H31ZM38 145H39V144H38ZM40 145H41V143H40ZM113 145H114V144H113ZM121 145H122V144H121ZM121 145H120V146H121ZM123 145H124V143H123ZM130 145H131V144H130ZM132 145H133V144H132ZM141 145H142V144H141ZM141 145H139V146L141 147ZM153 145H154V144H153ZM166 145H167V144H166ZM183 145H184V144H183ZM187 145H188V144H187ZM187 145H186V146H187ZM191 145H192V144H191ZM5 146H6V145H5ZM36 146H37V145H36ZM50 146H51V144H50ZM64 146H65V145H64ZM93 146H94V145H93ZM100 146H101V145H100ZM100 146H99V147H100ZM124 146H125V145H124ZM144 146H146V145H144ZM149 146H150V145H149ZM178 146H180V145H178ZM181 146H182V145H181ZM184 146H185V145H184ZM7 147H8V146H7ZM41 147H42V146H41ZM79 147H80V145H79ZM81 147H82V146H81ZM97 147H98V146H97ZM110 147H111V146H110ZM117 147H118V146H117ZM133 147H135V146H133ZM133 147H132V148H133ZM10 148H11V147H10ZM19 148H20V147H19ZM47 148H48V147H47ZM47 148H45L44 150H49V149H50V147H49V149H47ZM63 148H64V147H63ZM127 148H128V147H127ZM138 148H139V147H138ZM5 149H6V148H5ZM5 149H4V150H5ZM42 149H43V147H42ZM71 149H72V148H71ZM117 149H118V148H117ZM119 149H120V148H119ZM133 149H134V148H133ZM171 149H172V148H171ZM176 149H177V148H176ZM12 150H13V149H12ZM28 150H29V149H28ZM39 150H40V149H39ZM39 150H38V151H39ZM120 150H121V149H120ZM125 150H126V149H125ZM1 151H2V150H1ZM29 151H30V150H29ZM34 151H35V150H34ZM60 151H61V150H60ZM64 151H65V150H64ZM75 151H76V149H75ZM113 151H114V150H113ZM143 151H144V150H143ZM143 151H142V152H143ZM178 151H179V149H178ZM36 152H37V150H36ZM44 152H45V151H44ZM47 152H48V151H47ZM49 152H50V150H49ZM49 152H48V154H47V153L44 154V156L46 155L47 157H48V156L52 157V155H49V154H51V153H49ZM73 152H74V151H73ZM117 152H118V151H117ZM163 152H164V151H163ZM165 152H166V151H165ZM5 153H6V152H5ZM5 153H4V154H5ZM58 153H59V152H58ZM65 153H66V152H65ZM67 153H68V151H67ZM145 153H146V152H145ZM160 153H161V152H160ZM176 153H177V152H176ZM54 154H55V153H54ZM60 154H61V153H60ZM142 154H143V153H142ZM142 154H141V155H142ZM146 154H147V153H146ZM12 155H13V154H12ZM19 155H20V154H19ZM63 155H64V154H63ZM76 155L78 156V154H76ZM79 155H80V154H79ZM143 155H144V154H143ZM167 155H168V154H167ZM1 156H2V155H1ZM16 156H17V155H16ZM46 156H45V157H46ZM30 157H31V156H30ZM47 157H46V159H47ZM134 157H135V156H134ZM144 157H145V156H144ZM171 157H172V156H171ZM176 157H177V156H176ZM164 158H165V157H164ZM0 159H1V158H0ZM50 159H51V158H50ZM50 159H49V161H51V160H53V159L55 160V158H53V159H51V160H50ZM70 159H71V158H70ZM98 159H99V158H98ZM98 159H97V160H98ZM100 159H101V158H100ZM58 160H59V159H58ZM76 160H78V159H76ZM89 160H90V159H89ZM136 160H137V159H136ZM195 160H196V159H195ZM210 160H211V158H210ZM46 161H47V160H46ZM71 161H72V160H71ZM71 161H70V162H71ZM128 161H129V160H128ZM130 161H131V160H130ZM196 161H197V160H196ZM216 161H217V160H216ZM52 162H53V161H52ZM59 162H60V164H61V161H60V160H59L57 163L59 164ZM78 162H79V161H78ZM78 162L76 161V163H78ZM84 162H85V161H84ZM99 162H100V161H99ZM207 162H208V161H207ZM53 163L56 164V162H53ZM49 164H50V163H49ZM82 164H83V163H82ZM85 164H86V163H85ZM151 164H152V163H151ZM192 164H193V163H192ZM33 165H34V164H33ZM41 165H42V164H41ZM56 165H57V164H56ZM56 165H55V168H58ZM93 165H94V164H93ZM98 165H99V164H98ZM51 166H52V165H51ZM51 166L49 165L48 167H51ZM59 166H60V165H59ZM102 166H103V165H102ZM107 166H108V165H107ZM23 167H24V166H23ZM28 167H29V166H28ZM35 167H36V166H35ZM44 167L46 168V166H44ZM60 167H61V166H60ZM60 167H59V169H60ZM64 167H65V166H63V168H61V169H62L61 171L66 170V167H65V169H64ZM86 167H87V166H86ZM109 167H110V166H109ZM119 167H121V166H119ZM197 167H198V166H197ZM197 167H196V168H197ZM255 167H256V166H255ZM261 167H262V166H261ZM9 168H10V167H9ZM30 168H31V167H30ZM32 168H33V167H32ZM41 168H42V167H41ZM51 168H52V167H51ZM51 168H50V170H48V171H51ZM55 168H54V169H55ZM96 168H97V167H96ZM137 168H138V167H137ZM200 168H201V167H200ZM28 169H29V168H28ZM28 169H27V170H28ZM63 169H64V170H63ZM73 169H74V168H73ZM88 169H89V168H88ZM29 170H30V169H29ZM42 170H43V168H42ZM94 170H95V169H94ZM100 170H101V169H100ZM124 170H125V169H124ZM190 170H191V169H190ZM14 171H15V170H14ZM45 171H46V170H45ZM45 171H44V172H45ZM48 171H46V172H48ZM120 171H121V170H120ZM188 171H189V170H188ZM20 172H21V171H20ZM24 172H25V171H24ZM28 172H29V171H28ZM30 172H31V171H30ZM42 172H43V171H42ZM42 172H41V173H42ZM78 172H79V171H78ZM93 172H94V171H93ZM12 173H13V172H12ZM18 173H19V171L17 172V174H18ZM33 173H34V171H33ZM50 173H51V172H50ZM94 173H95V172H94ZM0 174H1V173H0ZM6 174H7V173H6ZM14 174H15V172H14ZM20 174L22 175V174H26V173H22V172H21ZM20 174H18V175H20ZM28 174L30 175V173H28ZM31 174H32V173H31ZM36 174H37V172H36ZM4 175H5V174H4ZM33 175H34V174H33ZM47 175H48V173H47ZM47 175H46V176H47ZM87 175H88V174H87ZM117 175H118V174H117ZM138 175H139V174H138ZM187 175H188V174H187ZM11 176H12V175H11ZM11 176H10V177H11ZM39 176H40V174H39ZM39 176H38V177H39ZM44 176H45V175H44ZM3 177H4V176H3ZM5 177H6V176H5ZM14 177H15V176H14ZM18 177H19V176H18ZM40 177H41V176H40ZM40 177H39V178H40ZM50 177H52V176L50 175ZM50 177H49V178H50ZM53 177H54V176H53ZM98 177H99V176H98ZM137 177H138V176H137ZM147 177H148V176H147ZM219 177H220V176H219ZM1 178H2V177H1ZM15 178H16V177H15ZM49 178H48V179H49ZM133 178H134V177H133ZM140 179H141V178H140ZM219 179H220V178H219ZM4 180H5V179H4ZM10 180H11V179H10ZM43 180H44V179H43ZM125 180H126V179H125ZM217 180H218V179H217ZM12 181H13V180H12ZM34 181H35V180H34ZM34 181H33V182H34ZM100 181H101V180H100ZM146 181H147V180H146ZM219 181H220V180H219ZM223 181H224V180H223ZM0 182H1V181H0ZM45 182H47V181H45ZM50 182H51V181H50ZM98 182H99V181H98ZM101 182H102V181H101ZM5 183H6V182H5ZM40 183H41V181H40ZM99 183H100V182H99ZM99 183H98V184H99ZM103 183H104V182H103ZM31 184H32V183H31ZM42 184H43V182H42ZM122 184H123V183H122ZM3 185H4V184H3ZM5 185H6V184H5ZM22 185H26V184H22ZM33 185H34V183H33ZM95 185H96V184H95ZM95 185H94V186H95ZM101 185H102V183H101ZM126 185H127V184H126ZM131 185H132V184H131ZM46 186H47V185H46ZM46 186H45V187H46ZM90 186H91V185H90ZM96 186H97V185H96ZM96 186H95V187H96ZM104 186H105V185H104ZM116 186H117V185H116ZM123 186H124V185H123ZM133 186H134V185H133ZM27 187H28V186H27ZM32 187H33V186H32ZM49 187H50V186H49ZM88 187H89V186H88ZM95 187H94V188H95ZM106 187H107V186H106ZM114 187H115V186H114ZM135 187H136V186H135ZM197 187H198V186H197ZM205 187H206V186H205ZM41 188H42V187H41ZM51 188H52V187H51ZM51 188H50V189H51ZM91 188H92V187H91ZM91 188H90L88 191H90ZM97 188H98V187H97ZM144 188H145V187H144ZM21 189H22V187H21ZM36 189H37V188H36ZM43 189H44V187H43ZM43 189H42V190H43ZM50 189H48V190H50ZM86 189H87V188H86ZM111 189H112V188H111ZM191 189H192V188H191ZM201 189H202V188H201ZM32 190H33V188H32ZM32 190H31V191H32ZM45 190H46V188H45ZM205 190H206V188H205ZM1 191H2V190H1ZM5 191H7V190H5ZM14 191H15V190H14ZM20 191H21V190H19V192H20ZM50 191H52V190H50ZM58 191H59V190H58ZM75 191H76V190H75ZM75 191H74V192H75ZM82 191H83V190H82ZM126 191H127V190H126ZM156 191H157V190H156ZM188 191H189V190H188ZM17 192H18V190H17ZM24 192H26V191L24 190ZM27 192H30V191H27ZM42 192H43V191H42ZM53 192H55V190H54ZM74 192H73L72 194H75ZM76 192H77V191H76ZM202 192H206V191H202ZM0 193L3 194V192H0ZM11 193H12V192H11ZM36 193L38 194V192H36ZM48 193L50 194V192H47V194H48ZM78 193H79V191H78ZM78 193H77V194H78ZM87 193H88V192H87ZM115 193H117V192H115ZM157 193H159V192H157ZM188 193H189V192H188ZM190 193H192V191H191ZM20 194H21V193H20ZM26 194H27V193H26ZM40 194H41V193H40ZM42 194H43V193H42ZM77 194H76V195H77ZM91 194H92V193H91ZM91 194H90V195H91ZM200 194H201V193H200ZM6 195H8V194H6ZM13 195H14V193H13ZM13 195H12V197H13ZM18 195H19V194H18ZM86 195H88V194H86ZM101 195H102V194L100 193V196H101ZM104 195H105V194H104ZM125 195H126V194H125ZM186 195H188V194H186ZM202 195H203V194H202ZM2 196H3V195H2ZM8 196H9V195H8ZM27 196H29V195H27ZM34 196H35V195H34ZM83 196H84V194H82V197H83ZM93 196H94V194H93ZM115 196H116V195H115ZM195 196H196V195H195ZM197 196H198V194H197ZM203 196H204V195H203ZM15 197H16V195H15ZM15 197H14V199H16ZM17 197H18V196H17ZM20 197H23V196H20ZM76 197H77V196H76ZM86 197H87V196H86ZM161 197H162V196H161ZM9 198H10V197H9ZM36 198H37V197H36ZM44 198H45V197H44ZM71 198H73V197H71ZM74 198H75V196H74ZM80 198H81V197H80ZM80 198H79V199H80ZM91 198H92V196H91ZM170 198H171V197H170ZM188 198H189V197H188ZM199 198H200V197H199ZM3 199H4V198H3ZM6 199H7V198H6ZM14 199H13V200H14ZM41 199H42V198H41ZM49 199H50V198H49ZM51 199H52V198H51ZM89 199H90V198H89ZM114 199H115V198H114ZM253 199H254V198H253ZM25 200H26V199H25ZM30 200H31V199H30ZM58 200H59V199H58ZM103 200H104V199H103ZM163 200H164V199H163ZM163 200H162V201H163ZM254 200L256 201V196H255V199H254ZM1 201H2V200H1ZM3 201H4V200H3ZM14 201H15V200H14ZM27 201H28V200H27ZM54 201H55V200H54ZM54 201H53V202H54ZM89 201H90V200H89ZM47 202H48V201H47ZM53 202H52V203H53ZM56 202H57V201H56ZM56 202H54V203H56ZM58 202H59V201H58ZM84 202H85V200H84ZM87 202H88V201H87ZM108 202H109V201H108ZM123 202H124V200H123ZM153 202H154V201H153ZM230 202H231V201H229V203H230ZM25 203H26V202H25ZM79 203H80V202H79ZM82 203H83V202H82ZM103 203H104V201H103ZM106 203H107V202H106ZM183 203H184V202H183ZM229 203H228V204H229ZM7 204H8V203H7ZM30 204H31V203H30ZM50 204H51V203H50ZM84 204H85V203H84ZM122 204H123V203H122ZM122 204H121V205H122ZM149 204L151 205V203H149ZM228 204H227V205H228ZM230 204H232V202H231ZM234 204H235V202H234ZM1 205H2V204H1ZM27 205H28V204H27ZM32 205H33V204H32ZM66 205H67V204H66ZM75 205H76V203H75ZM80 205H82V204H80ZM92 205H93V204H92ZM99 205H100V204H99ZM118 205H119V204H118ZM158 205H159V204H158ZM232 205H233V204H232ZM232 205H231V206H232ZM235 205H237V204H235ZM64 206H65V205H64ZM78 206H79V204H78ZM84 206H86V205H84ZM237 206H239V204H238ZM237 206H235V207L237 208ZM11 207H12V205H11ZM15 207H18V206H15ZM15 207H13V208H15ZM53 207H54V206H53ZM69 207H71V206H69ZM76 207H77V206H76ZM95 207H96V206H95ZM95 207H94V208H95ZM123 207H124V206H123ZM151 207H152V206H151ZM188 207H189V206H188ZM228 207H229V206H226V210L231 208V207H230V208H228ZM0 208H1V207H0ZM6 208H7V207H6ZM22 208H23V207H22ZM100 208H101V207H100ZM119 208H120V207H119ZM119 208H118V209H119ZM152 208H153V207H152ZM162 208H164V207H162ZM162 208H161V209H162ZM221 208L224 209V208H225V205H224V208H223V206H222V207H220V208H218V209H214V210H212V211L214 212V213L212 212V213L214 214V216H212L211 221H210V223L208 224L209 226H208V230H207V231H209L210 234L213 233L215 236H217V235L219 236V233H220L219 230H220V228L223 229V228L227 225V224H225V220H224L223 215H222V211H223V210H221ZM232 208H233V206H232ZM232 208H231L230 210H232ZM3 209H4V208H3ZM7 209H8V208H7ZM10 209H11V208H10ZM46 209H47V208H46ZM59 209H60V207H59ZM63 209H64V208H63ZM66 209H67V208H66ZM141 209H142V208H141ZM161 209H160V210H161ZM233 209L235 210V208H233ZM237 209H238V208H237ZM8 210H9V209H8ZM28 210H29V209H28ZM51 210H52V209H51ZM56 210H57V209H56ZM99 210H100V209H99ZM123 210H124V209H123ZM181 210H182V209H181ZM188 210H189V212L192 211L191 209H188ZM188 210H187V211H186V210H184V211H178V212H176V213H177V214H182L181 212H183V213H184V212L188 213ZM219 210H221V211H219ZM226 210H225V211H226ZM230 210H229V211H230ZM6 211H7V210H6ZM45 211H47V210H45ZM77 211H78V210H77ZM101 211H102V210H101ZM101 211H100V212H101ZM111 211H112V210H111ZM129 211H130V210H129ZM134 211L136 212V210H134ZM143 211H144V210H143ZM146 211H147V210H146ZM232 211H233V210H232ZM3 212H4V211H3ZM9 212H10V210H9ZM14 212H15V211H14ZM54 212H55V211H54ZM61 212H62V210H61ZM120 212H121V211H120ZM137 212H138V211H137ZM155 212H156V210H155ZM161 212H163V211L161 210ZM215 212H217V213L221 212V213H219V214H220V219H219V214H216ZM230 212H231V211H230ZM234 212H236V210H235ZM234 212H232V213H234ZM0 213H1V211H0ZM5 213H6V212H5ZM12 213H13V212H12ZM35 213H36V212H35ZM37 213H38V212H37ZM97 213H98V212H97ZM97 213H96V215H97ZM158 213H159V212H158ZM158 213H156V214H158ZM176 213H175V214H176ZM2 214H3V213H2ZM6 214H7V213H6ZM72 214H73V213H72ZM82 214H83V213H82ZM85 214H86V213H85ZM87 214H88V213H87ZM90 214H91V213H90ZM90 214H89V215H90ZM103 214H105V213H103ZM133 214H135V213H133ZM160 214H161V213H160ZM66 215H67V214H66ZM94 215H95V214H94ZM94 215H93V216H94ZM100 215H102V214H100ZM136 215H138V214H136ZM136 215H134V217H135ZM152 215H153V213H152ZM152 215H149V216H152ZM211 215H212V214H211ZM221 215H222V216H221ZM4 216H5V215H4ZM39 216H40V215H39ZM56 216H57V215H56ZM90 216L92 217V215H90ZM90 216H89V217H90ZM128 216H129V215H128ZM138 216H140V215H138ZM138 216H136V218H138ZM158 216H159V215H158ZM1 217H2V215H1ZM52 217H53V216H52ZM132 217H133V216H132ZM256 217H257V216H256ZM256 217H255V219H256ZM5 218H6V217H5ZM41 218H42V217H41ZM50 218H51V217H50ZM79 218H80V217H79ZM93 218H94V217H93ZM126 218H127V217H126ZM139 218H140V217H139ZM150 218H151V217H149V219H150ZM152 218H154V217H152ZM157 218H159V217H157ZM157 218H156V219H157ZM222 218H223L224 221L219 222V220H221ZM257 218H260V217L258 216ZM2 219H3V218H2ZM84 219H85V218H84ZM86 219L88 220V216H87ZM106 219H107V218H106ZM143 219H144V218H143ZM146 219H147V218H146ZM260 219H261V218H260ZM260 219H259V220H260ZM0 220H1V219H0ZM4 220H5V219H4ZM50 220H51V219H50ZM80 220H81V218H80ZM92 220H93V219H92ZM96 220H97V219H96ZM139 220H140V219H139ZM141 220H142V218H141ZM144 220H145V219H144ZM35 221H36V220H35ZM82 221H83V219H82ZM82 221H81V222H82ZM88 221H89V220H88ZM101 221H102V220H101ZM125 221H126V220H125ZM132 221H134V219H133ZM137 221H138V220H137ZM152 221H153V220H152ZM71 222H72V221H71ZM81 222H80V223H81ZM86 222H87V221H86ZM92 222H93V221H92ZM138 222H139V221H138ZM140 222H141V221H140ZM140 222H139V224H140ZM223 222H224V223H223ZM74 223L77 224V220H76V222H74ZM83 223H84V222H83ZM87 223H88V222H87ZM90 223H91V222H90ZM90 223H88V224H90ZM94 223H95V222H94ZM134 223H135V221H134ZM154 223H155V222H154ZM76 224H75V225H76ZM91 224H93V223H91ZM123 224H124V223H123ZM137 224H138V223H137ZM73 225H74V224H73ZM84 225H85V224H84ZM96 225H97V224H96ZM132 225H133V223H132ZM153 225H154V224H153ZM156 225H157V224H156ZM0 226H1V225H0ZM3 226H4V225H3ZM36 226H37V225H36ZM65 226H66V225H65ZM69 226H72V225L69 224ZM86 226H87V225H86ZM120 226H121V225H120ZM145 226H146V225H145ZM154 226H155V225H154ZM154 226H153V227H154ZM76 227H78V225H77ZM76 227H75V228H76ZM84 227H85V226H84ZM136 227H137V225H136ZM153 227H152L151 224H150V229H152ZM179 227H180V225L178 224V222H177V223H172L171 225L167 226V228H165V229H161L160 231H158L157 234H156L155 232H154L152 235L149 234V237L144 238V241H143V242H144V245H142L143 242H142V244H141L142 246L139 245L140 243L138 244L137 247H140V246H141L140 248H137V249H136V247L131 248V247L133 246V245H131V247H130V248H131V252L134 253V255H133V254H132V255H133L135 258L137 257V255H139V257H140V255H144L143 258L145 259L146 257H149V256L151 255V254H149V256H146V255H147L146 253H147V252H151V253H154V254H153V258H154V255L156 256V254H158V255H160L159 257H161V258H165V257H166V259H167V255H168L169 253H178V252H180V251L183 250V252L181 253L182 256L180 257L181 254L178 256L179 259H180V258H182V257L184 258V257H185L187 254H189L190 252H191V254H193V253H192L193 251H190V250L192 249V248L190 247L192 244H190V246L188 245L189 248H190V250H187V251H188L189 253H188L187 251H185V250H186L185 245H187V244H184V241H185V240H183V239L185 238L184 236H182V235L178 236V232H179L178 228H179ZM52 228H53V227H52ZM54 228H55V227H54ZM82 228H83V227H82ZM148 228H149V227H147V229H148ZM49 229H50V228H49ZM98 229H99V228H98ZM206 229H207V228H206ZM206 229H205V230H206ZM41 230H42V229H41ZM51 230H52V229H51ZM60 230H61V228H60ZM64 230H65V229H64ZM64 230H63V231H64ZM75 230H76V229H74V231H75ZM93 230H94V229H93ZM145 230H146V229H145ZM36 231H37V230H36ZM43 231H44V230H43ZM54 231H55V230H54ZM61 231H62V230H61ZM65 231H66V230H65ZM72 231H73V230H72ZM84 231H85V230H84ZM86 231H87V230H86ZM207 231H206V232H207ZM8 232H9V231H8ZM209 232H208V233H209ZM11 233H12V231H11ZM36 233H37V232H36ZM52 233H53V232H52ZM106 233H107V232H106ZM129 233H130V232H129ZM140 233H141V232H140ZM208 233H207V234H208ZM41 234H42V233H41ZM69 234H70V233H69ZM137 234H138V233H137ZM154 234H156V235H154ZM6 235H7V234H6ZM11 235H12V234H11ZM37 235H38V233H37ZM46 235H47V234H46ZM55 235H56V234H55ZM107 235H108V234H107ZM122 235H124V234H122ZM134 235H136V233H135ZM202 235L205 236V234H202ZM208 235H209V234H208ZM211 235H212V234H211ZM211 235H210V236H211ZM24 236H25V235H24ZM62 236H63V235H62ZM128 236H129V235H128ZM206 236H207V235H206ZM215 236H214L213 238H215ZM218 236H217V237H218ZM5 237H6V236H5ZM104 237H105V236H104ZM119 237H120V236H119ZM122 237H124V236H122ZM125 237L127 238V236H125ZM125 237H124L123 239H126ZM201 237H203V236H201ZM57 238H58V237H57ZM101 238H102V237H101ZM112 238H114V237H112ZM115 238H116V237H115ZM115 238H114V239H115ZM192 238H193V237H192ZM93 239H94V238H93ZM114 239H113V240H114ZM120 239H121V237H120ZM120 239H119V241H120ZM193 239H194V238H193ZM199 239H200V238H199ZM209 239H210V238H209ZM215 239H216V238H215ZM236 239H238V238H236ZM236 239H235V241H236ZM239 239H241V238H239ZM95 240L97 241L98 238L96 239V237H95ZM99 240H101V239H99ZM117 240H118V239H117ZM191 240H192V239H191ZM206 240L208 241V239H206ZM212 240H213V239H211V241H212ZM242 240H243V239H242ZM262 240H263V239H262ZM4 241H5V240H4ZM13 241H14V240H13ZM53 241H54V240H53ZM119 241H116V242H119ZM123 241H124V240H123ZM137 241H138V240H137ZM139 241H140V240H139ZM202 241H203V240H202ZM202 241H200V242H202ZM207 241H206V242H207ZM209 241H210V240H209ZM211 241H210V244H211ZM260 241H261V239H260ZM6 242H7V241H6ZM104 242H105V241H104ZM110 242H111V241H110ZM185 242H186V241H185ZM241 242H243V241H241ZM263 242H264V241H263ZM21 243H22V242H21ZM21 243H20V244H21ZM121 243H122V242H120V243H118V244L120 245ZM134 243H135V242H134ZM134 243H133V244H134ZM186 243H188V241H187ZM198 243H199V242H198ZM213 243H214V241L212 242L211 247H214ZM235 243H237V241H236ZM244 243H247V242H244ZM260 243H261V242H260ZM80 244H82V243H80ZM95 244H96V242H95ZM99 244H100V243H99ZM105 244H106V243H105ZM105 244H104V245H105ZM112 244H113V243H112ZM112 244H110V246H111ZM114 244H115V243H114ZM136 244H137V243H136ZM208 244H209V243H208ZM210 244H209V247H210ZM247 244H248V243H247ZM247 244H246V245H247ZM1 245H2V244H1ZM9 245H10V244H9ZM84 245H85V244H84ZM93 245H94V244H93ZM194 245H195V244H194ZM215 245H216V244H215ZM236 245H237V244H236ZM236 245H234V247H236ZM238 245H239V244H238ZM241 245H244V244H240L239 247H242ZM90 246H92V245H90ZM108 246H109V245H108ZM112 246H113V245H112ZM112 246H111V247H112ZM115 246H117V245L115 244ZM121 246H122V245H120L119 247H121ZM123 246H126V245L123 244ZM223 246H224V245H223ZM226 246H227V245H226ZM230 246H231V244H230ZM197 247H198V245H196V249H197ZM200 247H201V245H200ZM200 247H199V248H200ZM262 247H264L263 244H262ZM26 248H27V247H26ZM26 248H22V249L19 250V251H22L23 249H26ZM32 248H33V247H32ZM32 248H30V249H32ZM90 248H91V247H90ZM117 248H118V247H117ZM117 248L113 247V250H112V248H111V249L108 250V251H105V250L108 249V248H106V249H105V248H102V249H105L104 251L106 252V253H105L104 251L102 252V253H103V257L106 258V256H108V258H106V260L108 259L107 262L110 261V263L108 262L107 264H112V261H114L113 259H114V258H117V259H118L119 256L122 258V260H120V264H122L121 261L123 262V260H124L125 258H128V257L131 256V253H125L124 251H123L124 255L121 254L122 252L119 253L118 251L121 250V249H119V250H114V249H117ZM121 248H122V249H123V248H124V249H125V248L127 249V247H121ZM128 248H129V246H128ZM189 248L187 247V249H189ZM199 248H198V249H199ZM202 248H204V247H202ZM202 248H201V249H202ZM214 248H215V247H214ZM243 248H245V245L243 246ZM87 249H88V247H87ZM193 249H194V247H193ZM193 249H192V250H193ZM67 250H68V249H67ZM100 250H101V249H100ZM127 250H129V249H127ZM208 250H209V249H208ZM211 250H212V248H211ZM77 251H78V250H77ZM90 251H91V250H90ZM109 251H110V252H109ZM125 251H126V250H125ZM196 251H197V250H196ZM199 251H200V250H199ZM202 251H204V250H202ZM40 252H41V251H40ZM72 252H74V251H72ZM99 252H100V251H99ZM210 252H211V251H210ZM19 253H20V252H19ZM65 253H66V252H65ZM85 253H86V252H85ZM90 253H91V252H90ZM90 253H89V254H90ZM94 253H96V252H94ZM104 253H105L106 255H105ZM107 253H108V254H107ZM155 253H156V254H155ZM183 253H184L185 256L183 255ZM197 253L199 254V252H196V253L194 252V254L198 255ZM245 253H246V252H245ZM38 254H39V251H38V250H34V249H32V250L30 251V256H37ZM136 254H137V255H136ZM145 254H146V255H145ZM194 254H193V255H194ZM209 254H210V253H209ZM211 254H214V253H211ZM241 254H242V252H241ZM243 254H244V252H243ZM94 255H95V254H94ZM99 255H100V254H99ZM104 255H105V256H104ZM118 255H119V256H118ZM135 255H136V256H135ZM201 255H202V253H201ZM206 255H207V254H206ZM218 255H219V254H218ZM89 256H90V255H89ZM101 256H102V255H101ZM145 256H146V257H145ZM211 256H213V255H211ZM243 256H245V255H243ZM86 257H87V256H86ZM151 257H152V255H151ZM197 257H198V256H197ZM204 257H205V256H204ZM213 257H214V256H213ZM216 257H218V256H216ZM87 258H88V257H87ZM121 258H120V259H121ZM131 258H132V261H133V262L137 259V258H136V259L133 258L132 256H131ZM143 258H142V259H143ZM155 258H156V257H155ZM185 258H186V257H185ZM58 259H59V258H58ZM85 259H86V258H85ZM88 259H89V258H88ZM92 259H93V258H92ZM96 259H98V258L96 257ZM117 259H115V262L118 261ZM133 259H135V260H133ZM144 259H143V260H144ZM170 259H172V258H170ZM173 259H174L175 261L173 262V260H170V261H171V264H172V263H174V264H178V262H176V261H178V260H177L178 258H175V257H174ZM200 259H201V256H200ZM205 259H206V258H205ZM207 259H208V258H207ZM209 259H210V258H209ZM211 259H212L211 263L214 264V263H213V258H212V257H211ZM215 259H216V258H215ZM217 259H218V258H217ZM262 259H264V253H263V258H262ZM111 260H112V261H111ZM153 260H154V259H153ZM159 260H160V259H159ZM167 260H168V261H167V264H169V263H170V262H169V259H167ZM184 260H185V259H184ZM196 260H199V258L196 259ZM99 261H100V259H99ZM99 261L97 260V263H96V264H98ZM101 261H102V260H101ZM125 261H126V260H125ZM125 261H124V262H125ZM129 261L131 262V260H129ZM137 261H138V259H137ZM139 261H140V260H139ZM163 261L165 262V260H163ZM181 261H182V260H179V264H182ZM199 261H200V260H199ZM209 261H210V260H209ZM104 262H105V260L103 259V262H101V264L104 263ZM115 262H114V263H115ZM124 262H123V263H124ZM133 262H132V263H133ZM151 262L153 263L154 261H151ZM200 262H201V261H200ZM216 262H217V261H216ZM13 263H14V262H13ZM28 263H29V262H28ZM114 263H113V264H114ZM134 263H135V262H134ZM139 263H140V264H141V263L144 264V262H141V261H140ZM146 263H147V262H146ZM160 263H161V262H160ZM183 263H184V262H183ZM197 263H198V261H197ZM197 263H196V264H197ZM87 264H88V263H87ZM99 264H100V263H99ZM116 264H118V262H116ZM129 264H130V263H129ZM135 264H138V263H135ZM153 264H154V263H153ZM155 264H158V263L156 262ZM184 264H186V263H184ZM189 264H190V263H189ZM198 264H200V263H198Z\"/></svg>", "mask_w": 264, "mask_h": 264}]
</instances>
